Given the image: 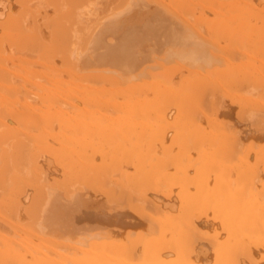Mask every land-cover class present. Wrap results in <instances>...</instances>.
<instances>
[{
  "label": "rangeland",
  "instance_id": "374dc122",
  "mask_svg": "<svg viewBox=\"0 0 264 264\" xmlns=\"http://www.w3.org/2000/svg\"><path fill=\"white\" fill-rule=\"evenodd\" d=\"M46 1H49V2H46ZM46 1L45 0H36V1H33V0L18 1L17 0L15 1L18 3L13 2V0L3 1L6 4L0 1V7H3V6L6 7L8 5L6 7L8 10H6V8L4 7L1 8L2 11H7V12L0 11V17H1L0 19L1 21L4 22V23L3 22L0 23V33L1 32L4 33L3 35L0 34V41L1 40L3 41L4 39L7 40V38L9 39L8 41H11V40L14 41V44L13 42H11L12 43L11 46L8 45V42H6V44H2V42H0V55L3 54V56L0 57V61L2 63L5 62V64L3 63V65L0 62V69L3 68V71H1L2 69L0 70V73H1L0 77L2 81V82L0 81V87L1 85H4V86L6 85L5 86L6 88L1 87L2 90L0 89V91H2V93L0 92V94L3 97L2 99L5 100L4 103H3V100H1L0 102L1 104L0 105V131H2L0 132V142L1 143L3 142L2 144H0V151L3 149L0 152V155H1L0 168L3 163L1 162L2 157L4 159L5 154H8L6 155L7 156L6 158L8 159L5 158L6 161L4 160V163L6 164L9 163V166L11 168V170L9 171L10 168L7 167L8 169L7 170L5 169L6 166L3 165L5 166V168L2 166L3 169H5V171H3V173L5 172V174L1 172V175H0V179L2 178L3 175H5L3 176V178L5 177L6 179V180L4 179L0 180V201H1L0 202V205H1L0 206L1 208L0 209V239H1L0 243L5 242V243H2L4 244L5 247L2 244H0V251L2 249L3 250L1 252L5 251L3 253L0 252V264H11V263L12 264L13 263L14 264L15 263L16 264H22V263L23 264H33L34 261L35 263L37 262L36 264H41L43 260L47 264L48 263L49 264L51 263L52 264H81L82 263L81 261H84L83 263L86 262V264L88 263L93 264V262L94 264H107V263L108 264H118L119 261L120 262L123 261L122 262L123 264H127V263L128 264H161V263L162 264H165V263L174 264L176 260H177V264L181 262H184L181 264H219L221 261L223 262L221 263L224 264L225 261L228 263L231 257L232 259L229 261V264H236V263L238 264V262L234 261L236 259V255L238 256V254H239L238 257L242 259V261H240V264H242V262L243 264H248V263L255 264L254 262L252 263V261L251 262L248 261L247 263L246 262L247 260L244 259V257L245 256L253 257L256 255L257 256L253 257L252 259L259 261V259L261 258L260 263L256 261V264H264V259H262L264 258V256L261 257L259 254V253H262V254L264 253L263 252L264 251V242H263L264 237H262L264 235H259L260 234L259 231H263L261 232V234L264 233V226H263L264 210H262L264 209V0H118V1L117 0H93V1L90 0L92 1L90 3H89V0H82V1L73 0L77 2L76 4H78V2L80 3V6L79 4L78 6H76L77 9L74 7L76 9L75 11L73 10V6H75L74 5L75 2L73 3V6H71V9H69L70 3L68 2L70 1L66 0V2L68 1L67 2L68 10H67L66 8L67 6L65 5L66 2L63 3L62 0H59L60 3L56 0H53L54 2L51 0V3H50V0H46ZM113 1L115 2L120 1V2L118 4L116 3L118 5V6L116 5V8L115 6H113L114 10L112 8H111L112 10L108 9L112 7L110 6V4L111 5L112 3L115 4ZM7 2H9L10 5ZM54 3H59L60 9L59 11H57V13L55 12L53 15L54 10H56L55 9L56 6ZM36 4L37 6H35ZM63 4L65 5L64 7L66 8V10L64 9ZM96 4L98 5L96 6ZM230 4L234 6L232 7V5L230 6ZM49 5L51 7H49ZM90 5L92 6V8L90 7ZM34 6L37 7L36 9L34 8L35 10L33 9ZM47 6L48 8H46ZM87 6L90 8H88ZM10 7H11L10 11H12L13 13L9 11ZM21 7H23V9L25 8L27 9L21 11L22 9ZM19 9H20V12H19ZM147 10L151 11V13L154 10L156 13V10H157L158 15H162L164 16V18L166 16V19L168 17L169 18L168 22L170 23L171 21L172 28H174L173 25L176 23L177 24L176 27H178L177 29L182 30V31L188 30L186 35L188 36V33H189L191 37H193L195 40H193V38H190L188 36L187 38L192 42H189V43L187 42L184 48L188 47L187 45L188 44L190 45L191 43L192 44L191 50L189 48L190 46L188 47L189 48L188 50L187 48L184 49L182 47V49L185 51L183 52L181 48H178L179 44L175 42L173 38H172V41L174 43L172 41L169 43V40H168V43L167 42L165 43V41L163 42V40H160L162 41L161 44L157 43L158 40L156 39L155 42L157 45L155 44L154 41H152L153 39L151 40L148 39L151 41V42L148 41L149 43L146 41L149 44L147 45L151 46L149 49H152V46H153L154 48L156 47L155 49L158 48L161 50L163 46H166V50H165L166 52L164 53L165 47H163L161 51L157 49L158 51L157 50H156L157 52L155 51L156 55L153 57L150 55L151 53H144L146 51L144 49H141L142 51L144 50L142 54L141 50L138 48L140 47L139 45L138 46L134 45L136 46L134 48L132 47L134 49L132 50L133 52H130L128 54V56H132L131 59H134L133 56L137 57L135 59H138V57L139 56L141 57V54H142L141 58L145 59L143 60L144 62L147 60L149 61V58H150L149 55L151 56L149 65L147 62H145L148 65V67L145 64L146 67L143 68L141 67L143 62L140 63V67L143 70L141 71L139 70V72L142 73L145 69H147L146 72H149L148 74H146L145 71L143 72V74L145 73V75L147 76L145 77V75H142L141 77H143L144 79L142 78L141 80H139L140 77L138 78L137 76L138 75L137 73H139L138 70H136L137 75H133V77L131 78L132 74H134L135 72L134 71L135 68L133 67V64L135 65L138 61L134 60V62L135 61L136 62L132 64L130 62L125 61L126 57L124 59L122 58L123 56H126V54L122 56L121 52L119 55H121L122 58L118 60L119 57L115 56V58L117 57L118 61L116 59L115 61H113V62L117 61L116 62L117 65L116 63L114 64L112 62L114 64L113 66L108 64L111 66V68L110 66L107 67L108 66L107 64H104L105 70L101 69L103 68V62L105 63L106 61H103V59L102 60L99 59V63L96 62L98 58L94 59L96 58V56L93 52L94 45L92 44L93 43L95 44L97 39L100 36H103L104 38V39L102 38L104 41L103 45H106L105 50L110 49L109 56H112L115 53H119L117 51L116 46L119 45L118 47H121L120 45L126 42V41L123 42L124 39L120 40V37H122L121 35H124L122 31H125L124 33L126 34V31H127L126 29L130 26V25H127L128 21L131 22L132 18L134 20L135 19L137 20L135 22L132 20L133 22L129 23V24L134 25L132 29L134 28L136 29L137 28L135 27L136 25L145 26L146 24H144L145 23L144 21L146 20L144 19L146 18L145 15L148 14ZM16 12H19V13L17 14ZM72 12H75V13L72 14ZM1 13H4L5 16L9 15L12 18L14 17V19L19 16L18 17L19 19L16 18V20L13 19L11 21L12 18L10 19V17L7 16V20H6V18L3 17V14ZM71 14L73 15V18L70 16ZM21 15H23L22 18H21ZM24 16H26V18ZM69 16L73 20L69 18L70 20L68 21L66 17H69ZM129 16L131 17V19ZM62 17L63 18L65 17L66 19L62 20ZM75 17L76 19H74ZM96 18L99 19L97 23L95 20ZM217 18H219L220 20H217ZM59 19H61V21ZM142 19L144 23L142 22L143 24L141 25V23L139 24V22L142 21ZM37 20H39V22L41 20V22L37 24L36 23ZM215 20H217V22H213ZM49 21L50 22L52 21L51 26L53 27L50 26ZM73 21L75 22V24L72 23ZM61 22L62 24H60ZM124 22H126L127 24ZM168 22H166L165 20L166 25L169 24ZM63 23L65 24V26ZM114 23H118V24L120 23L121 26H123V24L124 25L126 24L125 28L124 26L120 27V24L118 26L117 24H115L118 27V30H120V32H117L118 30L114 32L115 34L118 33V35H120L118 37L116 35H115L116 37L113 36L112 35L113 29L112 30L110 29V27ZM134 23L135 24L137 23V24L135 25ZM12 24L14 26H12ZM15 24L18 25L16 26V28H15ZM53 24H55L56 26ZM58 24L60 28H58ZM235 24H237V26ZM60 25H63V26H60ZM71 25L73 26L74 30H72L73 28L71 29ZM115 25H113V28L115 27ZM22 26L24 27L25 31L30 32V34L24 33L22 31V28H23ZM47 26L50 29L53 28V30L51 29V34H50V30L45 31V29H47ZM95 26H98V27H95ZM180 26L183 28L181 29ZM238 26L240 27V29L238 28ZM250 26H251V29L253 27V30H250ZM18 27L20 28L22 27V28L20 29ZM61 27L63 28L64 31L69 30L68 28H70L72 30V34L71 32H69L70 31L69 30V31H66V33L62 32L64 34L60 33L62 34L60 37L59 32L63 31ZM81 27H83L82 31H80ZM89 27H91V29L95 27L94 32L91 31L90 33ZM233 27L237 30L236 31L235 29L233 30ZM28 28L29 30H27ZM75 28H78L79 31L77 32ZM84 29H86L85 32H84ZM109 29L111 32H108ZM132 29L130 30V32L129 31L127 32L132 33L131 32ZM13 30H14L13 33H9V31L12 32ZM53 31L56 34H54ZM31 32H35V33H31ZM138 32H140V30ZM19 33H22L20 34V38H18ZM68 33L70 34L68 35ZM82 33H83V36H82ZM88 33H89V37H88ZM129 33L127 34L129 35ZM14 34L15 36L16 35L17 36L14 37ZM52 34L56 36H53ZM21 35L26 40L23 39L25 42L20 41L19 43V40H22ZM31 35H34L33 37L34 39L32 38ZM70 35H72V37ZM128 35L126 36L127 38H129ZM135 36L133 38L135 40L140 39V37L141 39L143 38L142 32H140L139 38L136 39ZM27 37L28 38L31 37V38L27 39ZM126 37L125 39H127ZM65 38L67 39L65 40ZM80 38H82L81 42H80ZM37 39L39 40L37 41ZM47 39H50V40L53 39L57 41L52 42L53 41L52 40L51 42H49V40L46 41ZM59 40H60V43L58 42ZM68 40L70 42L73 40L74 43L72 41L71 45H69L70 42ZM117 40L119 41V43L116 42ZM130 40L131 38L129 39V41ZM31 41H34V42L31 44L30 43ZM62 41H63V44H61ZM103 41L99 43L101 44L103 43ZM55 42H58L59 44ZM195 42H198V44ZM42 43L45 44V46H43ZM66 43H68V46L66 45ZM97 43L96 45H98ZM150 43L154 45H150ZM194 43H195V48L198 50L199 53L195 51V48L193 46ZM50 44L52 45L51 48H50ZM172 44L177 45V47L173 45L175 46L174 47V50L176 51V53L174 52L175 55L173 53H170L171 50H173V48H168V46L172 47ZM60 45H63V46H60ZM148 46H146L147 49H148ZM17 47L19 49L16 50ZM62 47L63 48L65 47L66 49H68V51L67 50L65 51V49H63ZM103 47L104 46H102V48ZM197 47L198 48L201 47V48L198 49ZM23 48H24V51H23ZM59 48H61V50H63L64 52H62ZM2 49L4 51H2ZM57 49H59L60 51L59 52L56 51ZM71 49H72V52L69 53L68 55V52H70ZM75 49H77L78 51L77 50L75 51ZM176 49L180 50L181 53H178ZM19 50L20 51L22 50V51L20 52ZM136 50L140 51V53H137ZM167 50H170V51L167 53ZM199 50L201 51V53ZM8 51L11 53L12 55L11 57ZM51 51H53V53L54 52H58V53L54 54L55 56L54 57L51 55ZM202 51H204V53ZM1 52H4V53H1ZM110 52L112 53V55H110ZM187 52L189 54L188 57H187L188 55ZM107 53L108 52H106V54ZM157 53L158 54L160 53L161 55L157 56ZM182 53L183 54L186 53V56L182 55ZM88 54H91V55H88ZM205 54H206V57L209 55V57H207L206 59L208 61L203 60L205 59ZM152 55H154V51H152ZM183 56H185V59ZM210 56H212L213 58L212 60H215V61L212 62V65L210 66L208 65L209 67H207V62H209L210 60L208 58H211ZM5 57L8 59H6ZM61 57L65 58L68 64H70V66L68 65L67 67V63L65 62H63L64 63L63 64L60 61V59L63 60ZM69 57L71 58L73 57V58L70 60ZM147 57L149 58L147 59ZM180 57L183 60H180L181 59ZM129 59L130 58L128 57L127 60ZM191 60H194L197 62L200 61V63L197 66L195 65L196 67L194 68L193 66H190V65H194L197 62H193ZM202 60L204 61L203 64H201ZM71 61L73 62V64ZM100 61H102V67L99 65L101 64ZM121 61L124 62L123 65ZM137 64L136 65L139 66V63ZM209 64H211V62ZM160 65H161V68L158 67ZM201 65H203V68L201 67ZM12 66L14 68H11V69L14 72L10 71L11 69L9 67H12ZM205 67L207 69H205ZM129 68L131 69V71ZM157 68H159L158 71H156ZM125 69L127 71H125ZM152 69L153 71H156V72L152 73L151 72ZM4 70H8V71L4 72ZM94 70H96L97 72ZM106 70H109V71H106ZM76 71L78 72L76 73ZM101 71L103 73L105 72V74H102ZM6 72L7 74L4 75V73ZM92 72H95V73H92ZM7 75L10 77H8ZM149 75L151 77L153 76V78L150 79ZM128 76L130 77L128 78ZM6 77H8V80ZM4 78H6L5 81H4ZM133 79L136 80L137 83ZM43 89H46V90H43ZM86 89H91V90H88L89 91L88 92ZM5 91H6V94H5ZM48 92H49V95H47ZM95 92H96V95H95ZM8 94L9 95L11 94V96H9ZM1 95H0V98H1ZM50 95L52 96L49 97ZM22 96L24 97L22 98ZM127 96L129 99L127 98ZM25 97H27V99ZM137 97H139L138 100H137ZM29 99L31 100V102ZM43 99L44 101L46 100L47 101L44 103ZM176 99L178 100L176 101ZM7 100H9V102ZM128 100L129 101L131 100L130 103ZM132 100L133 102L134 100L136 101L132 103ZM178 102L180 104H178ZM54 103L56 105H54ZM68 103H71L72 106L71 104H68ZM140 103L142 105L140 106L139 111L142 110V112H139L140 113L139 114L137 113L138 110L135 107H138ZM29 104L31 105V107ZM132 104L133 105L135 104V105L132 106ZM144 104L147 106H145ZM6 106L8 107V109H6L7 108ZM66 106H70L71 109L73 108L72 111L70 107L66 108ZM142 106H144L145 108L141 109ZM184 106H185L186 112L183 110ZM33 107L35 109H33ZM193 107H194V111L192 112ZM46 108L49 109V118H46L47 120L43 119L44 117H47L46 112H44V109ZM51 108L53 109L55 108V110L59 109L57 110V114L59 116ZM119 108H121L120 110L122 111L121 113L119 111ZM188 108H190L191 110H189ZM21 109H24V110H21ZM36 109L39 110L40 112L38 111V113H36L35 111ZM48 109H46L45 111H48ZM19 110L23 111L24 113ZM165 110H167V112ZM26 111L28 113L27 116H31V119L35 117V121L33 120L34 118L32 120L27 119L28 120V124H27V122L23 121L25 120L24 117L22 120L21 116H23V114L24 115L27 114ZM33 111H35L36 114ZM51 111L55 113L56 116H58V119L55 118V121L52 120V117L50 116ZM143 111L145 112L144 115H143L144 113ZM191 112H192V115H191ZM31 114L32 115L35 114V116H32ZM44 114L46 116L42 117L41 119L40 115L42 116ZM61 114L63 115L62 118L66 116L65 118L66 121H63L64 118L63 119L61 118L62 124L60 125L59 124L60 121H57V120L60 119L59 117H61ZM167 116H168V119H167ZM19 117H20V121H19ZM38 117H39V119L37 120L38 124L36 125L35 123ZM120 117L121 118L124 117L123 120L127 119L125 120L126 123H129V121H132L134 125H132V123H129V124L132 125V127H134L135 130L132 128L128 130L130 127H127V125L125 124H124L125 128H123V125L120 128L119 125L122 124V122L118 123L119 120L120 121L122 120V119H119ZM154 118H156L158 122L154 120ZM160 118L169 120L168 122L172 121L175 124V127H173L174 126L173 123H170L173 127L172 128L171 125L167 123L170 125V127L166 126L167 124H165L164 126L168 128L164 127L165 131L162 130L159 133L157 132L158 133L157 137L160 134L162 135V133H164V135L167 133L166 134L167 138L164 137L167 139V140L165 139L166 142H164V144L162 142L163 137L161 135H160L161 137L155 138L156 135L154 136L155 134V132H153L154 129L152 130L153 132L152 134L148 133L151 136V137L149 136L151 140L150 138L147 137L148 134L144 132L145 131L144 129H146V132L148 131L147 128H144V125L146 126V123L148 125L150 123V126H153V127L156 126L158 130ZM40 119L42 121L46 120L47 123L46 121H44V124H43V122L40 121ZM115 119H119L116 122L117 123L116 127H115V124H113L115 123L114 122ZM151 119L152 121H150ZM94 120H95L94 124L95 125L98 124L97 125L98 127H95V125H93L92 121ZM110 120L112 121L110 122ZM191 120L193 122L195 121L197 125L195 124V122L194 123L190 122ZM70 121H71V124H69L70 125V129H69V126L65 122H70ZM63 122L64 124L67 125L66 130H65V126L64 127L62 126ZM98 122L104 125L105 123L106 125L107 124L109 125L110 123L111 127H108L107 125V128H105L106 127L105 125L104 127L105 130L103 128V131H102L100 130L102 128L100 127V124ZM54 123L57 125H55ZM136 123L137 125L135 128ZM138 123H142V125L141 124L139 125ZM178 123L179 125L181 124L182 126L180 125L181 126L180 127ZM15 124H18V125H15ZM84 124L85 125L87 124L86 126L88 127V129H85L86 126ZM160 124L162 126L163 122L162 123L160 122ZM191 124H192V128L190 126ZM47 125L50 126L49 127L50 129H47L48 127ZM82 125L83 127H81ZM4 126L9 127L8 131ZM52 126H53V129H52ZM138 126H142L144 129ZM150 126L148 127L150 128ZM77 127L79 128L78 129L79 132L76 130ZM182 127H185L186 130L182 131L183 129H185V128L182 129ZM61 128L62 130H60ZM139 128L140 130L138 131ZM141 128L143 129L142 133H141ZM169 128H172V129H169ZM83 129H85L86 131H83ZM98 129L100 131H97ZM123 129H127V130H123ZM67 130L69 131L68 133H67ZM80 130L83 131L84 134L83 132L81 133ZM87 130L89 131V133ZM172 130L174 131L172 132ZM186 131H189L190 133L188 132V135H187ZM133 132H134L133 134L134 136L132 135L131 137L130 133H133ZM177 132H179L178 135L176 134ZM7 133L9 134V138L12 135H14L11 137L12 139L8 138ZM87 133L90 135H88ZM121 134L123 135L126 134L124 136L126 138L123 139V137H121L122 136ZM127 134H129V136ZM173 134H175V136ZM181 134H185L186 136L181 135ZM152 135L154 136L153 139L155 140V142L152 141L153 140ZM52 136H54V138ZM101 136H102V139H100ZM141 136L142 138H144L143 141L145 143L141 141L142 140L140 138ZM117 137L119 139L118 143H120V139H121L122 142H124V144L121 142L120 144L117 143L118 144L117 145L116 144V142L118 141V139H116ZM168 139L171 140L170 141L171 143L167 142ZM174 139L175 141H173ZM245 139L246 141L248 140V142H243V140ZM190 141L192 142L191 144H190ZM13 142L15 146L13 145ZM16 142H18L19 144H17ZM94 142L95 143L99 142V144L100 143L101 144L100 145L98 143L94 144ZM147 142H148V145H147ZM156 142H159V143H156ZM44 143L50 144V145L47 146ZM57 143L59 144V146ZM75 143L77 145H75ZM141 143L143 146L141 145ZM165 143H168V145L169 144H172V145L170 147H164V146H167ZM114 144L117 146L116 148L113 146ZM132 144L134 146H132ZM176 144L179 145L178 149H176L177 147ZM95 145L97 148H95ZM146 145L148 148L146 147ZM158 145L159 147L162 146L163 149L160 150V148H158ZM173 145L176 146V147H173L174 150L176 151L171 150ZM12 146L13 148L16 147L19 150H16L15 148V150H12L11 152V149H13ZM50 146L54 148H52L51 150ZM84 146L86 147V149L84 148ZM136 146H139L137 147L138 149H135ZM140 146L141 148L144 147L146 150L144 148H142L141 150ZM37 147H40V149ZM41 147L43 149H46V148L47 149L43 150L41 149ZM69 147L72 150L74 149L73 150L74 153L72 152L71 149H69ZM133 147H135L134 151H133ZM188 147H189V150H187ZM87 148L89 149V152ZM20 149H23L21 150L22 151L21 154H20L21 152ZM65 149L66 150L68 149V151L66 152ZM59 150H60V153L58 154ZM83 150H84V153H83ZM120 150L122 152H120ZM14 151L16 152L19 151L18 155H16L17 153ZM164 151H166L167 153ZM168 151L171 152V154H169ZM220 151H221V154H220ZM3 152L5 153L3 154ZM55 152L58 156L55 154ZM61 152H63V154L64 153L66 154L63 156V158H60V156H62ZM110 152H112L113 155H110L111 154ZM141 152H142V156H140ZM11 153L13 154L15 153L16 156ZM25 153L27 156L25 155ZM30 153L36 159L35 158L32 159V155H29ZM76 154H77V157H76ZM35 155H38V156H35ZM101 155L104 160L101 159L102 158ZM24 156L26 157V160ZM109 156L112 158H110ZM185 156H187L189 159H186ZM17 157H20L21 158L20 160L22 161L21 162L18 161L19 158ZM55 157H58V158L55 159ZM181 157L182 159H180ZM59 158L61 162L59 161ZM64 158H66V160ZM15 159L16 161H14ZM76 159L79 160L80 162L77 161ZM167 159L169 162L167 161ZM7 160L9 162H7ZM29 160L31 161L30 162L31 165L29 163ZM186 160L189 162V164L187 163ZM64 161L66 162L64 163ZM95 161L96 162L99 161V162L96 163ZM16 162L17 163L20 162V166H19V163L17 164ZM81 162L83 164H86L87 167L85 168V165H83ZM94 162L96 163L95 166H94ZM100 162H104V163L101 164ZM167 163L169 164L167 165ZM170 163L174 164L175 166ZM177 163L179 166L178 168L176 166ZM14 165H15V168H14ZM34 165L36 167H34ZM91 165L94 168L91 167ZM32 166H33V169L35 168L34 173H33V169L32 171H30L31 170L30 168ZM242 166L244 169L241 168ZM21 169L22 171H20ZM144 169H146V171ZM6 170L9 173H7ZM35 170H38L37 171L38 173ZM141 171H142V174H141ZM240 172H242V174ZM13 175L14 177H12ZM17 175H20L21 177L18 176L19 177L18 179V177H16ZM39 175H40V178H39ZM185 176H187V178ZM78 177H79V180H78ZM138 177L139 178L142 177V179H139ZM192 177L194 180L192 179ZM22 178H23V181H21ZM37 178L39 181L37 180ZM26 179H28L29 181ZM71 179H73L72 182H71ZM94 179L97 182H95ZM88 180L91 181L89 186L86 183V181ZM102 180H104L105 183ZM2 181H4L5 183H2ZM15 181L16 183L18 182L19 184L18 183L16 184ZM24 181L25 183H22ZM58 181L60 182V184ZM64 182L65 184H63ZM77 182H79L80 185L79 184L77 185ZM131 182H134V183H131ZM91 184H93V186H90ZM14 185L16 187H18L17 185H20L23 190L26 189V187L27 189L22 191V189L19 186L16 190V187ZM28 185L29 186L32 185V186L29 187ZM34 185H37L35 189L33 188ZM75 185L78 187V189L76 188ZM1 187L2 188L4 187L5 190L2 189ZM36 189L37 191H34ZM64 189L66 190V192L64 191ZM96 189L100 192H98ZM13 191L16 193H20L19 194L20 197L18 196V194L16 195ZM109 191L110 193H108ZM11 192H13L14 195L11 194ZM30 192L32 193V195ZM119 192L122 193V195L125 197L124 200H123V196H121L122 199H120L121 194ZM66 194L68 197H66ZM109 194H111V196ZM189 194L191 198H189L190 197L188 196ZM196 194H197V197H195ZM213 195L217 196L216 197L217 199H215V197L212 198ZM105 196L106 197L108 196L109 198H106ZM118 197L119 199H117ZM126 198L127 199L129 198V200H126ZM16 200H18L19 202ZM56 200H57V203H56ZM125 200L128 202V204L125 203L126 202ZM181 200L182 201L184 200L185 202H182ZM190 200L191 201L193 200V201L191 202ZM15 201L17 203L16 204L17 206L14 204ZM27 201H29V203ZM58 202L60 205H58ZM188 202H191L189 204H192L191 205L192 207L188 204ZM2 203L6 207L8 205L9 208L7 207L3 209ZM8 203H10L11 205L9 206ZM32 203H33V206H32ZM104 204L106 206H104ZM193 204H196V205H193ZM12 205H13L12 208L14 209V211L12 208H10ZM21 205L22 206L24 205V206L22 207ZM52 205H54V207ZM55 205H56V208H55ZM86 205H88V207ZM117 205L119 206L117 207ZM219 205H221V207ZM35 206H38V207L35 208ZM47 206L48 208H46ZM64 206L66 207V211L64 209ZM128 206L132 209V211H130L131 209H129ZM50 207H52L53 209H51ZM8 209L10 211H8ZM235 210H238V211H235ZM48 211H51V212L54 211L52 214L56 213L57 211L59 214L57 213L58 215L56 214L57 216H55V214L51 215V212H49L50 214L47 213L48 214L47 215L45 212H48ZM133 212H135L136 215ZM234 212H237V213H234ZM245 213L247 214V216ZM249 214L252 216L250 217ZM49 215H51L52 217ZM233 216L234 218L239 216V219L237 218L238 220H235L234 222ZM248 216L251 219L248 218ZM51 218H54V219L52 220ZM232 221L234 223H236L237 221L238 222L236 223V225L234 223L233 225H231ZM260 221L261 223L263 222L262 225L259 223ZM115 222L117 223V225L114 224ZM245 223H247L248 225H246ZM123 224L125 225V229H124ZM255 224L260 226L259 230L258 228L254 226ZM119 225L122 227H120ZM167 225L169 227H167ZM181 225H184L186 227H183ZM233 226H236L235 228L237 229H234ZM133 228H136V229L133 230ZM2 231L3 232L5 231L7 233L5 232L2 233ZM177 233L179 234L178 238H177ZM242 234L246 236H242ZM233 235L235 237H233ZM142 238H143V241H142ZM191 238L195 239L194 242ZM251 239H253V241H250ZM210 240L212 241V243ZM139 241H140V245H137V243L139 244ZM234 241H236L235 244H234ZM245 241H246V245H243ZM115 242L117 243L119 242V243L115 244ZM207 242H208V245H207ZM193 243L196 245V248H195V245L193 247ZM6 244L8 245L10 244V245L7 246ZM157 244H159V246H157ZM185 245H188V246H185ZM226 245L228 248H230L229 250L227 247L224 248ZM214 246H218L217 249ZM248 247L253 249L254 252L252 250H249ZM6 248L8 250H6ZM11 248H13V251ZM255 248H258V249H255ZM113 249L115 250L114 254H113ZM192 249L195 250L196 252L195 254L193 253L194 251ZM26 251H28L32 255V257L28 252L26 253ZM152 251L154 252L152 253ZM191 251H193L192 253L194 255L191 254ZM22 252L25 254H22ZM185 252L186 253L189 252L188 254L189 255L191 254L193 260L188 254L186 256ZM197 252H198L199 257H196ZM17 253H18V256H17ZM242 253L245 255L244 257ZM11 254L13 255L16 254V255L15 257H13ZM222 255H224L225 258ZM8 256L9 258H7ZM158 256L160 257V259ZM185 256L186 257L189 256L191 261L188 260V258H186ZM234 256H235V259H234ZM259 256L260 258H258ZM12 258L13 259L15 258L13 262H12ZM156 258H158L159 260ZM163 258L165 259V261L163 260ZM213 258L216 261L211 260ZM222 258H224V260H220ZM45 259L48 260V262H46ZM120 259H122V261ZM130 259H132L133 262L134 261L135 262L132 263L131 262L132 260L130 261ZM172 259H174L173 262H171ZM90 260L92 261L90 262ZM157 260L159 261L158 263H157ZM44 262L43 264H45Z\"/></svg>",
  "mask_w": 264,
  "mask_h": 264
},
{
  "label": "bare ground",
  "instance_id": "6f19581e",
  "mask_svg": "<svg viewBox=\"0 0 264 264\" xmlns=\"http://www.w3.org/2000/svg\"><path fill=\"white\" fill-rule=\"evenodd\" d=\"M0 1L3 2V1H5V0H3V1L0 0ZM11 1H12V0H11ZM15 1H17V0H13V2H15ZM18 1H20V0H18ZM33 1H36V0H33ZM45 1H46V0H45ZM52 1H53V0H52ZM56 1H58V2L60 3L59 0H56ZM62 1H63V3L66 2V0H65V1L62 0ZM69 1H70V2H68V1H67V2L70 3V5H69V6H70L69 9H71V6H73V3H74L75 1H73V0H69ZM71 1H72V2H71ZM79 1H80V0H79ZM81 1H82V0H81ZM92 1H93V0H92ZM92 1L89 0V3L92 2ZM117 1H118V0H117ZM30 2H32V1H30ZM46 2H49V1H46ZM53 2H54V1H53ZM67 2L65 3L66 6H67V4H68ZM113 2H114L115 4H113V3H112V5L110 4V6H112V7L109 6L110 8H108V9H111V8L113 9V6H115V8H116V5H117L120 1H119V2H115V1H113ZM3 3H5V2H3ZM7 3H9V2H7ZM15 3H18V2H15ZM19 3H21V2H19ZM22 3H23V1H22ZM50 3H51V0H50ZM59 3H54L55 6H56V8H55V6H54V8H55L56 10H54L53 15H54L55 12L57 13V11H59V9H60V7H59L60 4H59ZM76 3H77V2H75V3H74L75 6H73V10H74V11L77 9L76 6H78V4H79V6H80V3H79V2H78V4H76ZM116 3H117V4H116ZM1 4H2V3H1ZM5 4H6V3H5ZM12 4H13V3H12ZM56 4H58V5H56ZM233 4H235V3H233ZM237 4H238V3H237ZM242 4H243V3H242ZM9 5H10V3H9ZM19 5H21V4H19ZM46 5H47V3H46ZM52 5H53V3H52ZM65 5L63 4V7H64ZM97 5H98V4H96V6H97ZM231 5H232V4H230V6H231ZM5 6H6V5H5ZM7 6H8V5H7ZM7 6H6V7H7ZM22 6H23V5H22ZM35 6H37V4H36ZM35 6L33 7V9H34V8H35V9L37 8V7H35ZM40 6H41V5H40ZM57 6H58V7H57ZM83 6H84V5H83ZM117 6H118V5H117ZM226 6H227V4H226ZM228 6H229V5H228ZM233 6H234V5H232V7H233ZM237 6H238V5H237ZM3 7H4V6H3ZM3 7H0V11H2L1 8H3ZM6 7H4V8H6ZM16 7H17V6H16ZM24 7H25V6H24ZM49 7H51V6L49 5ZM74 7H75L76 9H75ZM87 7H88V6H87ZM90 7L92 8L91 5H90ZM90 7H88V8H90ZM21 8H22V9H21ZM21 8H20L21 11L27 9V8L23 9V7H21ZM46 8H48V6H47ZM57 8H58V10H57ZM66 8H67V10H68V6H67ZM66 8L64 7L65 10H66ZM226 8H227V7H226ZM226 8H225V9H226ZM228 8H229V7H228ZM10 9H11V7L9 8V11H10ZM17 9H18V8H17ZM20 9H19V12H20ZM35 9H34V10H35ZM112 9H111V10H112ZM231 9H232V8H231ZM242 9H243V8H242ZM3 10H5V9H3ZM6 10H8V9L6 8ZM34 10H33V11H34ZM42 10H43V9H42ZM89 10H90V9H89ZM113 10H114V9H113ZM228 10H229V9H228ZM63 11H64V10H63ZM2 12H7V11H2ZM10 12L13 13L12 11H10ZM19 12H16V13L18 14ZM236 12H237V11H236ZM11 13H10V15H11ZM31 13H32V12H31ZM73 13H75V12H72V14H73ZM147 13H148V14L145 15L146 18L144 17V18H145L144 20H146V21H144L145 23L143 22V19H142V21L139 22V24L141 23V25H142L143 23L146 24L145 26L143 25L144 27H143V26H138V25H136L138 22H137L136 24L134 23V24L136 25L135 27L138 28V29H137V28H136V29L134 28V29L137 30V31H135L134 29H132L134 25L129 24V23H131V22H133V21H134V22L137 21L136 19L134 20V19L132 18L133 21H132V20H131V22L128 21V24H127L126 22H124V23H126L127 25H130L128 28L131 27L130 29L127 28L126 30L130 32V30L132 29V31H131L132 33H129V32L126 31V34H125V33H124L125 31H122V33H123L124 35H121L122 37H120V40H123V39H124L123 42H124V41H126V42L123 43L122 45H120L121 47H118L119 45L116 46L117 51H118L119 53H115L114 55H112V53L110 52V55H112L113 58H112V56H109V50H110V49H109V50H108V49L105 50V48H106L105 46H106V45H103V44H104V41H103L104 38H103V36L98 35V36H100V37L97 39V41L95 40L96 43L98 42V43H97L98 45H96V43H95V44L93 43L92 45H94V50H93V52H94V54H95V56H96V58H94V59H97V58H98L96 62L99 63V59H101V60L103 59V61H106L105 63L103 62V68H101V69L105 70V69H104V64H107V65L110 64L111 66H113V65H114L119 59L122 58V56H123L124 54H126V56H123L122 59H124V58L126 57V58H125V61L130 62L131 64L136 62V61L134 62V60H137V61H138L137 63H139V66H137V65H138L137 63H136L137 65H136V64H135V65L133 64V67L135 68V70H134L135 72L132 70V71L134 72V74H132L131 78L133 77V75H137V74H138L137 76H138V78L140 77L139 80H141V79L143 78V77H141V76H142V75H145V73L148 74L149 72H146L147 69H145V70H144L145 73L143 74L144 71H143L142 73H140L139 70H140V71L143 70L141 67H143V68L146 67V66H145V64H146L145 62H147L148 65H149V61H150L151 56L154 57V56L156 55L155 51L158 49V48L155 49L156 47L154 48L153 46H152V49H149L151 46H148V45H149L148 43L151 42V41H150L151 39H153L152 41H154V42H155V40L157 39V40L159 41V42L157 41V43H160V44H161L162 41H160V40H163V42L165 41V43H166V42L168 43V40H169V43H170V42L172 41V38H173V40L179 44L178 48H181V50H182L183 52H185V51L182 49V47L184 48V47L186 46L187 42H188V43H189V42H192V41H190L187 37L189 36L190 38H193V37H191V35H190L189 33H188V36L186 35L188 30H186V31H182V30L177 29L178 27H176V25H177L176 23L173 25L174 28H172V23H171V21H170V23L168 22V21H169V18L167 17V19H168V20H167V19H166V16H165V18H164V16H162V15H158V14H157V10H156V13H155V10L152 11V13H151V11H148V10H147ZM242 13H243V12H242ZM1 14H3V17H5L6 20H7V16H9V15H6V16H5L4 13H1ZM20 14H22V13H20ZM23 14H24V13H23ZM72 14H71L70 16L73 18V15H72ZM80 14H81V13H80ZM94 14H95V13H94ZM138 14H139V13H138ZM15 15H16V14H15ZM33 15H34V14H33ZM45 15H46V14H45ZM81 15H82V14H81ZM22 16H23V15H21V18H22ZM26 16H28V15H26ZM26 16H24V17L26 18ZM37 16H38V15H37ZM39 16H40V15H39ZM42 16H43V15H42ZM42 16H41V17H42ZM56 16H57V14H56ZM56 16H55V17H56ZM59 16H60V15H59ZM70 16H69V17H66V18L68 19V21L71 19ZM9 17H10V16H9ZM18 17H19V16H18ZM18 17H16V18H18ZM24 17H23V19H24ZM29 17H30V16H29ZM32 17H33V16H32ZM44 17H45V16H44ZM55 17H54V18H55ZM77 17H78V16H77ZM93 17H94V16H93ZM129 17H130V16H129ZM0 18H1V17H0ZM11 18H12V17H10V19H11ZM16 18L14 19V17H13V18L11 19V21H12L13 19L16 20ZM21 18H20V19H21ZM34 18H35V17H34ZM37 18H38V17H37ZM42 18H43V17H42ZM54 18H53V19H54ZM66 18H65V17L63 18V17H62V20L66 19ZM69 18H70V19H69ZM97 18H98V17H97ZM97 18L95 19V20H96V23H97L98 20H99V19H97ZM141 18H142V17H141ZM10 19H9V21H10ZM18 19H19V18H18ZM35 19H36V18H35ZM74 19H76V17H75ZM123 19H124V18H123ZM130 19H131V17H130ZM139 19H140V18H139ZM139 19H138V20H139ZM147 19H148V20H147ZM21 20H22V19H21ZM50 20H51V19H50ZM54 20H55V19H54ZM54 20H53V21H54ZM59 20L61 21V19H59ZM71 20H73V19H71ZM127 20H128V19H127ZM127 20H125V21H127ZM165 20H166V22H168L169 24L166 25ZM217 20H220V19L217 18ZM217 20H215V21H213V22H217ZM0 21H1V19H0ZM9 21H8V22H9ZM17 21H18V20H17ZM17 21H15V22H17ZM23 21H24V20H23ZM23 21H22V22H23ZM56 21H57V19H56ZM74 21H75V20H74ZM74 21H73L72 23L75 24L76 21H75V22H74ZM121 21H122V20H121ZM2 22H3V21H1L0 23H2ZM13 22H14V21H13ZM40 22H41V20H40ZM40 22H39V20L36 21L37 24L40 23ZM49 22H50V21H49ZM51 22H52V21H51ZM51 22H50V26H51ZM63 22H64V21H63ZM114 22H115V21H114ZM117 22H118V21H117ZM142 22H143V23H142ZM213 22H212V23H213ZM236 22H237V21H236ZM243 22H244V21H243ZM3 23H4V22H3ZM17 23H19V22H17ZM57 23H58V22H57ZM64 23H65V22H64ZM64 23H63V24H64ZM77 23H78V22H77ZM6 24H7V23H6ZM8 24H9V23H8ZM55 24H56V23H55ZM55 24H53V25H55ZM60 24H62V22H61ZM74 24H73V25H74ZM115 24H117V26H118L120 23H119V24H118V23H114L113 25H115ZM126 24H125V25H126ZM213 24H214V23H213ZM219 24H220V23H219ZM44 25H46V24H44ZM113 25L111 26L112 28L110 27L111 30L113 29V30H112L113 34H112V33H110V34H112L113 36L116 35L117 37L120 36V35H118V33H117V34L114 33L116 30H118V27L115 25V27H116L117 29L114 27V28H115V30H114ZM125 25L123 24L124 28L126 27ZM131 25H132V26H131ZM235 25L237 26V24H235ZM12 26H14V25L12 24ZM12 26H11V28H12ZM16 26H18V25L15 24V28H16ZM48 26H49V25H48ZM48 26H47V29H45V31H47V30L49 31V30H50V34H51V29L53 30V28L50 29ZM55 26H56V25H55ZM60 26H63V25H60ZM64 26H65V24H64ZM92 26H93V25H92ZM123 26H121V24H120V27H123ZM169 26H170V27H169ZM210 26H211V25H210ZM220 26H221V25H220ZM231 26H232V25H231ZM3 27H4V25H3ZM3 27H2V28H3ZM22 27H23V26H22ZM22 27H21V28H22ZM35 27H36V26H35ZM37 27H38V26H37ZM43 27H44V26H43ZM45 27H46V26H45ZM51 27H53V26H51ZM68 27H69V26H68ZM76 27H78V26H76ZM83 27H84V26H83ZM83 27H81V30H80V31H82V28H83ZM95 27H98V26H95ZM95 27H93V29H91V27H89V28H90V33H91V31L94 32V28H95ZM140 27H141V28H140ZM175 27H176V28H175ZM2 28H1V29H2ZM11 28H10V29H11ZM18 28H20V27H18ZM21 28H20V29H21ZM48 28H49V29H48ZM55 28H56V27H55ZM58 28H60V27H59V24H58ZM61 28H62V27H61ZM64 28H65V27H64ZM72 28H73V26L71 25V29H72ZM139 28H140V29H139ZM180 28L182 29L183 27L180 26ZM222 28H223V27H222ZM238 28L240 29L239 26H238ZM6 29H7V28H6ZM6 29H5V30H6ZM20 29H18V30H20ZM33 29H34V28H33ZM68 29H69L70 31H69V30H65V31H64L63 28H62L63 31L59 32V34L62 33V32L66 33V31H69V32H71V34H72V30H74V28H73L72 30H71L70 28H68ZM75 29H76L77 32L79 31L78 28H75ZM77 29H78V30H77ZM110 29H109L108 32H111ZM121 29H122V28H121ZM234 29H235V28L233 27V30H234ZM2 30H3V29H2ZM14 30H15V29H14ZM14 30H13L12 32L9 31V33H13ZM27 30H29V28H28ZM37 30H38V29H37ZM60 30H61V29H60ZM85 30H86V29H84V32H85ZM102 30H103V29H102ZM139 30H140V32H142V34H143V36H142L143 38H142V39H141V37H140V39H137V38H139V36H140V32H138ZM236 30H237V29H235V31H236ZM250 30H253V27H252V29H251V26H250ZM22 31H23L24 33H29V34H30V32L25 31L24 27L22 28ZM30 31H31V30H30ZM56 31H57V30H56ZM134 31H135V32H134ZM20 32H21V31H20ZM35 32H37V31H35ZM35 32H31V33H35ZM53 32H54V31H53ZM106 32H107V30H106ZM117 32H120V30H118ZM184 32H185V33H184ZM224 32H225V31H224ZM228 32H229V31H228ZM64 33H62V34H64ZM80 33H81V32H80ZM102 33H103V32H102ZM102 33H101V34H102ZM127 33H129V35H128ZM137 33H138V34H137ZM226 33H227V32H226ZM252 33H253V32H252ZM0 34L3 35L4 33L1 32ZM15 34H16V33H15ZM15 34H14V37L17 36V35L15 36ZM20 34H22V33H19V37H18V38H20ZM54 34H56V33L54 32ZM57 34H58V33H57ZM62 34H60L59 36L61 37ZM69 34H70V33H68V35H69ZM107 34H108V33H107ZM120 34H121V33H120ZM24 35H26V34H24ZM52 35H53V34H52ZM127 35L129 36V38L126 37ZM130 35H132V36H130ZM135 35H136V36H135ZM185 35H186V36H185ZM12 36H13V35H12ZM27 36H28V34H27ZM31 36H32V38L34 37V35H31ZM38 36H39V35H38ZM53 36H56V35H53ZM66 36H67V35H66ZM70 36L72 37V35H70ZM76 36H77V35H76ZM82 36H83V33H82ZM116 36H115V37H116ZM123 36H125V37L128 39V41H127V39H125V37H123ZM134 36H135V38H136L137 40L133 39ZM24 37H25V36H24ZM36 37H37V36H36ZM67 37H68V36H67ZM85 37H86V36H85ZM88 37H89V33H88ZM149 37H150V38H149ZM154 37H155V39H154ZM165 37H166L167 39H166ZM10 38H11V37H10ZM29 38H31V37H29ZM29 38L27 37V39H29ZM49 38H51V37H49ZM52 38H54V37H52ZM63 38H64V37H63ZM69 38H70V37H69ZM83 38H84V37H83ZM86 38H87V37H86ZM102 38H103V39H102ZM130 38H131V40L129 41ZM158 38H159V39H158ZM161 38H162V39H161ZM185 38H187L189 41H188L187 39H185ZM258 38H259V37H258ZM258 38H257V39H258ZM11 39H12V38H11ZM21 39H22V40H19V43H20V41L23 42L24 40H26V39H24V38L22 37V35H21ZM23 39H24V40H23ZM33 39H34V38H33ZM58 39H59V38H58ZM66 39H67V38H65V40H66ZM72 39H73V38H72ZM99 39H101V40H99ZM148 39H150V40H148ZM164 39H165V40H164ZM8 40H9V39L7 38V40L4 39L3 41L1 40L0 42H2V44H6V42H8V45H10V46H11V44H12L11 42H13V44H14V41H13V40H11V41H8ZM17 40H18V39H17ZM30 40H31V39H30ZM38 40H39V39H37V41H38ZM41 40H42V39H41ZM48 40H49V42H51L53 39H52V40L47 39L46 41H48ZM62 40H63V39H62ZM74 40H75V39H74ZM81 40H82V38H80V42H81ZM118 40H119V39H118ZM118 40H117L116 42L119 43ZM193 40H195V39L193 38ZM28 41H29V40H28ZM28 41H27V42H28ZM46 41H45V42H46ZM54 41H57V40H53L52 42H54ZM63 41H64V40H63ZM63 41L61 42V44H63ZM68 41H69V40H68ZM72 41H73V40H72ZM72 41H71V42H72ZM95 41H94V42H95ZM102 41H103V43L100 44L99 42H102ZM146 41H147V42L149 41V42L147 43ZM261 41H262V40H261ZM9 42H10V43H9ZM24 42H25V41H24ZM33 42H34V41H31L30 43L32 44ZM58 42L60 43V40H59ZM58 42H55V43H58ZM64 42H65V41H64ZM66 42H67V41H66ZM69 42H70V41H69ZM71 42H70L69 45H71ZM85 42H86V41H85ZM85 42H83V43H85ZM92 42H93V41H92ZM121 42H122V41H121ZM121 42H120V44H121ZM172 42H173V41H172ZM43 43H44V41H43ZM43 43H42V44H43ZM55 43H54V44H55ZM59 43H58V44H59ZM73 43H74V41H73ZM105 43H106V42H105ZM173 43H174V42H173ZM195 43L198 44V42H195ZM195 43L193 44L194 48H195ZM21 44H22V43H21ZM58 44H57V45H58ZM64 44H65V43H64ZM80 44H81V43H80ZM147 44H148V45H147ZM155 44H156V42H155ZM163 44H164V43H163ZM29 45H30V44H29ZM48 45H49V43H48ZM66 45L68 46V43H66ZM82 45H83V44H82ZM82 45H80V46H82ZM134 45H136V46L139 45L140 47H138V48H139L140 50H141V49H144V50L147 51V52H146V51L144 52V50H143V51L141 50L142 54H143V52H144V53H151V54H150L151 56L149 55L150 58L147 57V59L149 58V61L146 59L147 61H144V62H143V60H145V59H144V58H143V59L141 58V57H142V54H141V57L138 55V56L140 57L141 60L139 59V57H138V59H139V60H138V59H135V58H137V57H135V56H133L134 59H131L132 56H128V54H129L130 52H133V51H132V50H134L133 48L136 47V46H134ZM150 45H154V44H151V43H150ZM156 45H157V44H156ZM156 45H155V46H156ZM167 45H168V44H167ZM173 45H175V44H172V47H169V46H168V48H173V50H171L170 53H173V54L175 55L176 51L174 50V47H175V46L177 47V45H175V46H173ZM199 45H200V44H199ZM24 46H25V45H24ZM43 46H45V44H43ZM46 46H47V44H46ZM51 46H52V45L50 44V48H51ZM60 46H63V45H60ZM64 46H65V45H64ZM85 46H86V45H85ZM102 46H104V47H103L104 49L102 48ZM146 46H148V49L150 50V52H149V50L147 49ZM180 46H181V47H180ZM187 46H188V47L190 46L189 48H190V50H191V46H192V44L190 43V45L188 44ZM196 46H198V45H196ZM7 47H8V46H7ZM57 47H58V46H57ZM69 47H70V46H69ZM132 47H133V48H132ZM142 47H143V48H142ZM158 47H160V46H158ZM163 47H165V49H164V53H165V52H166V51H165V50H166V46H163ZM163 47H162V48H163ZM188 47H186L187 50L189 49ZM1 48H2V47H1ZM25 48H26V47H25ZM44 48H45V47H44ZM50 48H49V49H50ZM62 48H63V47H62ZM70 48H71V47H70ZM101 48H102V49H101ZM118 48H119V49H118ZM162 48H161V50H162ZM186 48H184V49H186ZM194 48H193V49H194ZM197 48H198V47H197ZM200 48H201V47H199L198 49H200ZM7 49H9V48H7ZM17 49H19V48L17 47L16 50H17ZM59 49L61 50V48H59ZM59 49H57L56 51L59 52V51H60ZM63 49H65V51H66V50L68 51V49H66L65 47H64ZM80 49H81V48H80ZM90 49H91V48H90ZM90 49H89V50H90ZM153 49H154V50H153ZM193 49H192V50H193ZM51 50H52V49H51ZM76 50H77V49H75V51H76ZM119 50H120V51H119ZM121 50H122V51H121ZM158 50L161 51L160 49H158ZM158 50H157V51H158ZM176 50L178 51V53H181L180 50H178V49H176ZM202 50H203V49H202ZM2 51H4V50L2 49ZM19 51H20V50H19ZM21 51H22V50H21ZM21 51H20V52H21ZM23 51H24V48H23ZM48 51H49V50H48ZM61 51L64 52L63 50H61ZM77 51H78V50H77ZM105 51L108 52V53H107L108 55L106 54ZM136 51H137V53H140V51H138V50H136ZM152 51H154V55H152ZM157 51H156V52H157ZM169 51H170V50H167V53H168ZM195 51H196L197 53H199L198 50H197L196 48H195ZM199 51H200V50H199ZM8 52H9V51H8ZM20 52H19V53H20ZM58 52H54V53H53V51H51V55L54 56V54H56V53H58ZM71 52H72V49H71L70 52H68V55H69V53H71ZM104 52H105V53H104ZM120 52H121V55H122V56L119 55ZM174 52H175V53H174ZM202 52L204 53V51H202ZM205 52H206V51H205ZM1 53H4V52H1ZM17 53H18V51H17ZM49 53H50V52H49ZM52 53H53V54H52ZM164 53H163V54H164ZM170 53H169V54H170ZM192 53H194V52H192ZM192 53H191V54H192ZM200 53H201V51H200ZM203 53H202V54H203ZM9 54H10V57H11L12 55H11L10 52H9ZM47 54H48V53H47ZM59 54H60V53H59ZM94 54H93V55H94ZM187 54H188V52H187ZM51 55H50V56H51ZM62 55H63V54H62ZM68 55H67V56H68ZM88 55H91V54H88ZM88 55H87V56H88ZM118 55H119V56H118ZM158 55L160 56L161 54H160V53H159V54L157 53V56H158ZM164 55H165V54H164ZM180 55H181V54H180ZM182 55H185V56H186V53H184V54L182 53ZM1 56H3V54L0 55V57H1ZM39 56H40V54H39ZM52 56H51V57H52ZM64 56H65V55H64ZM115 56L119 57L118 60H117V57L115 58ZM120 56H121V57H120ZM185 56H183L184 59H185ZM188 56H189V54L187 55V57H188ZM54 57H55V56H54ZM88 57H89V56H88ZM128 57L130 58L129 60H127ZM190 57H191V56H190ZM207 57H209V55H208ZM207 57H206V54H205V59H203V60H206ZM210 57H211V58H208V59H210L211 61L209 60V62H207V67H209L210 65H212V62L215 61V60H212V59H213L212 56H210ZM2 58H3V57H2ZM5 58H6V57H5ZM5 58H4V59H5ZM49 58H50V57H49ZM61 58H62V57H61ZM67 58H68V57H67ZM69 58H70V60H71L73 57H72V58L69 57ZM145 58H146V57H145ZM173 58H174V57H173ZM180 58H181V57H180ZM6 59H8V58H6ZM11 59H12V58H11ZM13 59H14V58H13ZM50 59H51V58H50ZM57 59H58V58H57ZM62 59H63V60L60 59V61H61L62 63H63V62L67 63V67H68V65L70 66V64H68V62H67V60H66L65 58H62ZM115 59H116L117 61H116V62H113V61H115ZM193 59H194V58H193ZM64 60H65V61H64ZM132 60H133V61H132ZM153 60H154V59H153ZM180 60H183V59L181 58ZM186 60H187V59H186ZM195 60H196V59H195ZM203 60H202V63H201V64H203V62H204ZM2 61H3V60H2ZM7 61H8V60H7ZM88 61H89V60H88ZM122 61H124V60H122ZM122 61H121V62H122ZM140 61H141V62H140ZM171 61H173V60H171ZM178 61H179V60H178ZM191 61H193V62H197L198 59H197V61H194V60H191ZM206 61H208V60H206ZM0 62H1V61H0ZM14 62H15V60H14ZM19 62H20V61H19ZM71 62H72V61H71ZM71 62H70V63H71ZM91 62H92V61H91ZM93 62H94V61H93ZM112 62H113L114 64H113ZM142 62H143V64H142L141 67H140V63H142ZM210 62H211V64H209ZM1 63H2V62H1ZM3 63L5 64V62H3ZM3 63H2V65H3ZM62 63H60V64H62ZM84 63H85V62H84ZM100 63H101V64H99V65L102 67V61H100ZM123 63H124V62H122V65H123ZM176 63H177V62H176ZM197 63H198V64H197ZM197 63H195L194 65H190V66H193V67L195 68L197 65H199L200 61L197 62ZM15 64H16V63H15ZM15 64H14V65H15ZM63 64H64V63H63ZM72 64H73V62H72ZM88 64H89V63H88ZM165 64H166V63H165ZM177 64H178V63H177ZM41 65H42V64H41ZM74 65H75V64H74ZM97 65H98V64H97ZM107 65H106V66H107ZM110 65H108L107 67H109ZM116 65H117V63H116ZM118 65H119V64H118ZM127 65H128V64H127ZM143 65H144V66H143ZM146 65H147V64H146ZM148 65H147V67H148ZM161 65H162V64H161ZM161 65L158 66V67L161 68ZM195 65H196V66H195ZM204 65H206V64H204ZM208 65H209V66H208ZM43 66H44V65H43ZM111 66H110V68H111ZM119 66H120V65H119ZM130 66H131V65H130ZM136 66H137V68L140 67L141 69H140V68L137 69ZM156 66H157V65H156ZM15 67H16V66H15ZM38 67H40V66H38ZM73 67H74V66H73ZM96 67H97V66H96ZM98 67H99V66H98ZM120 67H121V66H120ZM122 67H124V66H122ZM125 67H126V66H125ZM127 67H128V66H127ZM199 67H200V66H199ZM201 67L203 68V65H201ZM9 68L11 69V68H14V67L12 66V67H9ZM42 68H43V67H42ZM75 68H76V67H75ZM99 68H100V67H99ZM130 68H131V67H130ZM130 68H129V69H130ZM175 68H176V67H175ZM1 69H2V70H1ZM1 69H0V70L3 71V68H1ZM5 69H6V68H5ZM7 69H8V68H7ZM45 69H46V68H45ZM112 69H113V68H112ZM121 69H122V68H121ZM126 69H127V68H126ZM126 69H125V71H127ZM205 69H207V68L205 67ZM14 70H15V69H14ZM28 70H29V69H28ZM103 70H102V71H103ZM136 70H138L139 73H137ZM149 70H150V69H149ZM149 70H148V71H149ZM158 70H159V68H157L156 71H158ZM174 70H175V69H174ZM176 70H178V69H176ZM5 71H8V70H4V72H5ZM10 71H11V72H14V71H12V69H11ZM16 71H17V70H16ZM18 71H19V70H18ZM94 71H96V70H94ZM102 71H101V73H102V74H105V72L103 73ZM106 71H109V70H106ZM110 71H112V70H110ZM128 71H129V70H128ZM130 71H131V69H130ZM156 71H153V69H152L151 72L154 73V72H156ZM77 72H78V71H76V73H77ZM96 72H97V71H96ZM119 72H121V71H119ZM133 72H132V73H133ZM151 72H150V74H151ZM72 73H73V72H72ZM74 73H75V72H74ZM90 73H91V72H90ZM92 73H95V72H92ZM98 73H99V72H98ZM98 73H97V74H98ZM109 73H110V72H109ZM136 73H137V74H136ZM0 74H1V73H0ZM5 74H7V72L4 73V75H5ZM158 74H159V73H158ZM120 75H121V73H120ZM128 75H129V74H128ZM0 76H1V75H0ZM2 76H3V74H2ZM7 76H8V75H7ZM107 76H108V75H107ZM110 76H111V75H110ZM149 76H150V75H149ZM8 77H10V76H8ZM8 77H6L7 80H8ZM42 77H43V76H42ZM129 77H130V76H128V78H129ZM134 77H135V76H134ZM145 77H147V76L145 75ZM6 78H4V81H5ZM136 78H137V77H136ZM152 78H153V76H152V77L150 76V79H152ZM158 78H159V77H158ZM45 79H46V78H45ZM68 79H69V78H68ZM143 79H144V78H143ZM148 79H149V78H148ZM150 79H149V80H150ZM46 80H47V79H46ZM69 80H70V79H69ZM133 80H134V79H133ZM139 80H138V82H139ZM146 80H147V79H146ZM153 80H154V79H153ZM0 81H1V77H0ZM10 81H11V80H10ZM10 81H9V82H10ZM88 81H89V80H88ZM129 81H130V79H129ZM131 81H132V80H131ZM134 81L136 82V80H134ZM1 82H2V81H1ZM56 82H57V81H56ZM103 82H104V81H103ZM103 82H102V83H103ZM132 82H133V81H132ZM135 82H134V83H135ZM6 83H7V82H6ZM104 83H105V82H104ZM104 83H103V84H104ZM136 83H137V82H136ZM7 84H8V83H7ZM10 84H11V83H10ZM135 85H136V84H135ZM5 86H6V85H5ZM5 86H4V85H1V87H5ZM22 86H23V85H22ZM22 86H21V87H22ZM40 86H42V85H40ZM1 87H0V89L2 90ZM10 87H11V86H10ZM10 87H8V88H10ZM5 88H6V87H5ZM5 88H4V89H5ZM22 88H23V87H22ZM47 89H48V88H47ZM5 90H6V89H5ZM23 90H24V89H23ZM26 90H27V89H26ZM43 90H46V89H43ZM86 90L88 91V90H91V89H86ZM87 91H86V92H87ZM0 92L2 93V91H0ZM16 92H17V91H16ZM28 92H29V91H28ZM88 92H89V91H88ZM19 93H20V92H19ZM44 93H45V92H44ZM5 94H6V91H5ZM11 94H12V93H11ZM11 94H10V95L8 94V95L11 96ZM52 94H53V93H52ZM0 95H1V94H0ZM47 95H49V92H48ZM95 95H96V92H95ZM131 95H133V94H131ZM139 95H140V94H139ZM51 96H52V95H50L49 97H51ZM54 96H55V94H54ZM116 96H117V95H116ZM125 96H126V95H125ZM23 97H24V96H22V98H23ZM37 97H38V95H37ZM40 97H41V96H40ZM43 97H44V96H43ZM45 97H46V96H45ZM129 97H131V96H129ZM135 97H136V96H135ZM2 98H3V97H2V95H1L0 102H1V100H3ZM4 98H5V96H4ZM25 98L27 99V97H25ZM30 98H31V97H30ZM41 98H42V97H41ZM96 98H97V96H96ZM115 98H116V97H115ZM123 98H124V97H123ZM127 98H128V96H127ZM138 98H139V97H137V100H138ZM6 99H7V98H6ZM47 99H48V98H47ZM128 99H129V98H128ZM130 99H131V98H130ZM29 100H30V99H29ZM78 100H79V99H78ZM86 100H87V99H86ZM99 100H100V99H99ZM177 100H178V99H176V101H177ZM4 101H5V100H3V103H4ZM7 101L9 102V100H7ZM43 101H44V99H43ZM46 101H47V100H46ZM46 101H44V103H45ZM73 101H75V100H73ZM73 101H72V102H73ZM90 101H91V100H90ZM128 101H129V100H128ZM130 101H131V100H130ZM130 101H129V103H130ZM135 101H136V100H134V102H135ZM11 102H12V101H11ZM27 102H28V101H27ZM30 102H31V100H30ZM30 102H29V103H30ZM41 102H42V101H41ZM134 102H133V100H132V103H134ZM127 103H128V102H127ZM127 103H126V104H127ZM129 103H128V104H129ZM136 103H137V102H136ZM141 103H142V102H141ZM141 103H140L139 106L137 105L139 108H138V107H135V108H137V110H138L137 113L142 112V110L139 111L140 106L142 105ZM156 103H157V101H156ZM7 104H8V103H7ZM7 104H6V105H7ZM68 104H71V103H68ZM113 104H115V103H113ZM126 104H125V105H126ZM178 104H180V103L178 102ZM0 105H1V104H0ZM3 105H4V104H3ZM21 105H22V104H21ZM25 105H26V104H25ZM29 105H30V104H29ZM41 105H42V104H41ZM54 105H56V104L54 103ZM134 105H135V104H134ZM134 105L132 104V106H134ZM144 105H145V104H144ZM147 105H148V103H147ZM147 105H145V106H147ZM12 106H13V105H12ZM52 106H53V105H52ZM71 106H72V104H71ZM86 106H87V105H86ZM6 107H7V106H6ZM26 107H27V106H26ZM26 107H25V108H26ZM30 107H31V105H30ZM67 107H70V106H66V108H67ZM87 107H88V106H87ZM117 107H118V106H117ZM120 107H122V106H120ZM123 107H124V105H123ZM187 107H188V106H187ZM28 108H29V107H28ZM56 108H57V106H56ZM59 108H60V107H59ZM91 108H92V107H91ZM95 108H96V107H95ZM125 108H126V106H125ZM125 108H124V110H125ZM128 108H130V107H128ZM142 108L144 109L145 107L142 106L141 109H142ZM167 108H168V107H167ZM183 108H184L183 110L185 111V106H184ZM6 109H8V107H7ZM33 109H35V108L33 107ZM46 109H48V108H46ZM46 109H44V112H46L47 117H44V116H46L45 114L42 115V116L40 115V118H41V119H42V117H44L43 119L49 118V109H48V111H45ZM51 109L54 110V111L56 112V114H57V110H59V109H56V110H55V108H54V109L51 108ZM61 109H63V108H61ZM70 109H71V107H70ZM72 109H73V108H72ZM72 109H71V111H72ZM96 109H97V108H96ZM150 109H151V107H150ZM179 109H180V107H179ZM188 109L191 110L190 108H188ZM188 109H187V110H188ZM21 110H24V109H21ZM21 110H19V111H21ZM26 110H27V109H26ZM30 110H31V109H30ZM65 110H66V109H65ZM117 110H118V109H117ZM120 110H121V108H119V111H120ZM126 110H127V108H126ZM134 110H135V109H134ZM145 110H146V109H145ZM189 110H188V111H189ZM14 111H15V110H14ZM27 111H28V110H27ZM27 111H26V113H27ZM31 111H32V110H31ZM31 111H30V112H31ZM35 111H36V113H38L39 110L36 109ZM35 111H33V112L35 113ZM42 111H43V110H42ZM42 111H41V113H42ZM60 111H61V110H60ZM73 111H74V110H73ZM163 111H164V110H163ZM165 111L167 112V110H165ZM184 111H183V112H184ZM193 111H194V107H193V109H192V112H193ZM15 112H16V111H15ZM21 112H23V111H21ZM21 112H20V113H21ZM39 112H40V111H39ZM58 112H59V111H58ZM62 112H63V111H62ZM121 112H122V111H120V113H121ZM134 112H135V111H134ZM143 112H144V111H143ZM185 112H186V111H185ZM192 112H191V115H192ZM23 113H24V112H23ZM23 113H22V114H23ZM31 113H32V112H31ZM36 113H35V114H36ZM50 113H51L50 116L52 117V120L55 121V118L58 119V116H59L58 114H57L58 116H56V114L53 113L52 111H51ZM65 113H67V112H65ZM125 113H126V112H125ZM195 113H196V111H195ZM195 113H194V115H195ZM22 114H21V115H22ZM32 114H33V113H32ZM32 114H31V115H32ZM35 114L32 115V116H35ZM63 114H64V113H63ZM139 114H140V113H139ZM139 114H138V115H139ZM144 114H145V112L143 113V115H144ZM27 115H28V113L25 114V115L23 114V116H21V117H22V120H23V117L25 118V120H23V121L27 122V124H28V120H27V119L32 120V119L34 118L33 120L35 121V117H33V118L31 119V116H27ZM29 115H30V114H29ZM52 115H53V116H52ZM65 115H66V114H65ZM67 115H68V114H67ZM122 115H123V114H122ZM141 115H142V114H141ZM141 115H140V117H141ZM152 115H153V114H152ZM196 115H197V114H196ZM14 116H16V115H14ZM25 116H27V117H25ZM62 116H63V115L61 114V117H59L60 119L57 120V121H60V123L57 122V123H59L60 125L62 124V119H63V118H64L63 121H66V120H65L66 116L63 117V118H62ZM86 116H87V115H86ZM123 116H124V115H123ZM127 116H128V115H127ZM127 116H126V117H127ZM69 117H70V116H69ZM87 117H88V116H87ZM87 117H86V118H87ZM137 117H138V116H137ZM154 117H155V116H154ZM156 117H157V116H156ZM160 117H161V116H160ZM61 118H62V119H61ZM107 118H108V117H107ZM128 118H129V117H128ZM130 118H131V117H130ZM16 119H18V118H16ZM38 119H39V117L36 119V123H35L36 125L38 124V123H37V120H38ZM41 119H40V121H42ZM108 119H109V118H108ZM119 119H122V120L120 121ZM119 119H115V121L113 120V121L115 122V123H113V124H115V127H116V124H117L116 122L119 120L118 123H119V122H122V124L119 125L120 128L122 127V125H123V128H125V126H124V124H125V125H127V127H130L129 129L126 127L128 130H130L131 128L134 129V127H132V125H134V124H133L132 121H129V119H128V121H129V123H132V125H130L129 123H126L125 120H127V119L123 120L124 117H123V118L120 117ZM135 119H136V118H135ZM139 119H140V118H139ZM167 119H168V116H167ZM46 120H47V119H46ZM46 120H44V121H46ZM154 120H156V118H154ZM154 120H153V121H154ZM173 120H174V119H173ZM192 120H193V119H192ZM192 120H191L190 122H193ZM194 120H195V118H194ZM19 121H20V117H19ZM44 121H42L43 124H44ZM68 121H69V120H68ZM111 121H112V120H110V122H111ZM123 121H124V122H123ZM133 121H134V120H133ZM136 121H137V120H136ZM136 121H135V122H136ZM139 121H140V120H139ZM150 121H152V119H151ZM156 121H157V120H156ZM159 121H160L161 123L163 122V125L161 126V124H160V122H159V125L157 124V125H158V130H157V127H156V126H155L156 129H155V127H153V126H150V123H149V125H148L147 123H146V126L144 125V128H147L149 132H148V131L146 132V129H144L142 126H138V127H142V128L145 130L144 132H145L146 134H148V133H151V134H152L153 132H155V134H154V136L156 135L155 138H158V137H161V136H162V137H163V138H162V142H163V144H164V142H166L165 139L167 138V137H166V136H167V135H166L167 133H166L165 135H164V133H162V135L160 134L161 136L158 135V137H157V134H158L159 132H161L162 130L165 131V129H164V127H165L164 125H165V124H167V123H169V124H170V123H173V125H174L173 127H175V124H174V122H172V121H171V122H168L169 120H165V119H161V118L159 119ZM25 122H24V123H25ZM30 122H31V121H30ZM38 122H39V121H38ZM92 122H93V125H95V124H94V123H95V120L92 121ZM106 122H107V121H106ZM145 122H146V121H145ZM145 122H144V123H145ZM157 122H158V121H157ZM157 122H156V123H157ZM188 122H189V121H188ZM194 122H195V121H194ZM194 122H193V123H194ZM46 123H47V121H46ZM65 123H67V125L69 126V129H70V125H69V124H71V121H70V122H65ZM98 123H99V122H98ZM144 123H143V124H144ZM193 123H192V124H193ZM2 124H4V123H2ZM2 124H1V125H2ZM20 124H21V122H20ZM43 124H42V125H43ZM54 124H55V123H54ZM59 124H58V125H59ZM99 124H100V127L102 128V129H100V130L103 131V128L105 127L106 123H105V125L102 124V123H99ZM128 124H129V126H128ZM138 124H139V125H140V124L142 125V123H138ZM153 124H154V122H153ZM153 124H152V125H153ZM169 124H167L166 126H169V127H170L171 124H170V125H169ZM192 124L190 125L191 128H192ZM195 124L197 125L196 122H195ZM15 125H18V124H15ZM55 125H57V124H55ZM67 125L64 124V122H63V125H62V126H63V127L65 126V130H66V126H67ZM84 125H85V124H84ZM86 125H87V124H86ZM86 125H85V126H86ZM90 125H91V124H90ZM90 125H89V126H90ZM93 125H92V126H93ZM97 125H98V124H97ZM97 125H95V127H98ZM107 125H108V124H107ZM107 125H106L105 128H107ZM136 125H137V123L135 124V128H136ZM178 125H179V123H178ZM180 125H181V124H180ZM180 125H179V126H180ZM188 125H189V124H188ZM196 125H195V126H196ZM19 126H20V125H19ZM34 126H35V125H34ZM47 126H48L47 129H50V128H49L50 126H49V125H47ZM113 126H114V125H113ZM148 126H150V128H151V127H152V128L150 129ZM159 126H160V127H159ZM181 126H182V125H181ZM181 126H180V127H181ZM190 126H189V127H190ZM4 127H5V128L7 129V131H8V128H9V127H7V126H4ZM26 127H27V126H26ZM31 127H32V126H31ZM63 127H62V128H63ZM81 127H83V125H82ZM93 127H94V126H93ZM108 127H111L110 123H109ZM171 127H172V125H171ZM173 127H172V128H173ZM189 127H188V128H189ZM27 128H28V127H27ZM29 128H30V127H29ZM42 128H43V127H42ZM59 128H60V127H59ZM62 128H61L60 130H62ZM72 128H74V127H72ZM105 128H104V130H105ZM142 128H141V133L143 132V129H142ZM161 128H162V129H161ZM165 128H168V127H165ZM172 128H169V129H172ZM176 128H177V126H176ZM183 128H185V127H182V129H183ZM33 129H34V127H33ZM37 129H39V128H37ZM52 129H53V126H52ZM78 129H79V128L77 127L76 130L78 131ZM80 129H81V128H80ZM85 129H88V127L86 126ZM85 129H83V131H86ZM127 129H123V130H127ZM153 129H154V130H153ZM31 130H32V129H31ZM58 130H59V129H58ZM58 130H57V131H58ZM60 130H59V131H60ZM74 130H75V129H74ZM100 130L98 129L97 131H100ZM134 130H135V129H134ZM139 130H140V128L138 129V131H139ZM152 130H153V132H152ZM167 130H168V129H167ZM167 130H166V131H167ZM184 130H186V128L183 129L182 131H184ZM188 130H189V129H188ZM3 131H4V130H3ZM7 131H6V132H7ZM80 131H81V130H80ZM83 131H81V133H82ZM87 131H88V130H87ZM120 131H121V130H120ZM120 131H118V132H120ZM173 131H174V130H172V132H173ZM190 131H191V129H190ZM0 132H2V131H0ZM45 132H46V131H45ZM45 132H44V133H45ZM68 132H69V131L67 130V133H68ZM73 132H75V131H73ZM73 132H72V133H73ZM78 132H79V131H78ZM134 132H135V131H134ZM134 132H133V133H130L131 137H132V135L134 134ZM136 132H137V131H136ZM157 132H158V133H157ZM186 132H187V133H186ZM186 132H185V133L188 135V132H189V131H186ZM3 133H4V132H3ZM22 133H24V132H22ZM41 133H43V132H41ZM46 133H47V132H46ZM65 133H66V132H65ZM88 133H89V131H88ZM88 133H87V134H88ZM178 133H179V132H177L176 134L178 135ZM189 133H190V132H189ZM191 133H192V132H191ZM7 134H8V133H7ZM7 134H6V135H7ZM10 134H11V133H10ZM55 134H56V132H55ZM83 134H84V132H83ZM118 134H119V133H118ZM146 134H145V135H146ZM171 134H172V133H171ZM50 135H51V134H50ZM53 135H54V134H53ZM88 135H90V134H88ZM102 135H103V134H102ZM121 135H122L121 137H123V139L126 138V137H124L126 134H124V135L121 134ZM127 135L129 136V134H127ZM135 135H136V134H135ZM173 135L175 136V134H173ZM179 135H180V134H179ZM181 135L186 136L185 134H181ZM12 136H14V135H12ZM12 136H11V137H12ZM24 136H26V135H24ZM38 136H39V135H38ZM47 136H49V135H47ZM133 136H134V135H133ZM149 136H150V134L147 135L148 138L151 137V136H150V137H149ZM152 136H153V135H152ZM154 136L152 137V139L154 138ZM170 136H171V135H170ZM192 136H193V134H192ZM220 136H221V135H220ZM4 137H5V135H4ZM6 137H7V136H6ZM11 137L9 138V134H8V138H9V139H12ZM31 137H32V135H31ZM45 137H46V136H45ZM52 137L54 138V136H52ZM57 137H58V135H57ZM85 137H86V136H85ZM118 137H119V136H118ZM118 137H117L116 139H118ZM164 137H166V138H164ZM209 137H210V136H209ZM223 137H224V136H223ZM254 137H255V136H254ZM256 137H257V136H256ZM2 138H3V137H2ZM35 138H36V136H35ZM103 138H104V137H103ZM140 138L142 139L141 141H143L144 138H142V136H141ZM140 138H139V139H140ZM182 138H183V137H182ZM4 139H5V138H4ZM15 139H16V137H15ZM31 139H32V138H31ZM100 139H102V136H101ZM134 139H135V138H134ZM177 139H178V138H177ZM184 139H185V138H184ZM184 139H183V140H184ZM13 140H14V139H13ZM150 140H151V138H150ZM163 140H164V141H163ZM166 140H167V139H166ZM221 140H222V139H221ZM221 140H220V141H221ZM226 140H227V139H226ZM4 141H5V140H4ZM51 141H52V140H51ZM89 141H91V140H89ZM97 141H98V140H97ZM108 141H109V140H108ZM141 141H140V142H141ZM152 141L155 142L154 139H153ZM170 141H171V140L168 139L167 142L169 143ZM173 141H175V139H174ZM222 141H223V140H222ZM227 141H228V140H227ZM254 141H255V140H254ZM6 142H8V141H6ZM6 142H5V143H6ZM11 142H12V140H11ZM30 142H31V141H30ZM48 142H49V141H48ZM77 142H78V141H77ZM99 142H100V141H99ZM99 142H96V143L99 144ZM114 142H115V140H114ZM118 142H119V139H118V141L116 142V144H117ZM121 142H122V140L120 139V143H121ZM143 142H144V141H143ZM243 142H248V140L246 141V139H245V140H243ZM2 143H3V142H2ZM2 143L0 142V144H2ZM16 143L19 144L18 142H16ZM73 143H74V142H73ZM96 143L94 142V144H96ZM120 143H118V144H120ZM122 143L124 144V142H122ZM133 143H134V142H133ZM144 143H145V142H144ZM144 143H143V144H144ZM156 143H159V142H156ZM168 143H165L167 146H164V147H170V146L172 145V144H169V145H168ZM170 143H171V142H170ZM191 143H192V142L190 141V144H191ZM44 144H46V143H44ZM57 144H58V143H57ZM84 144H85V143H84ZM90 144H91V143H90ZM90 144H89V145H90ZM100 144H101V143H100ZM100 144H99V145H100ZM109 144H110V143H109ZM109 144H108V145H109ZM118 144H117V145H118ZM134 144H135V143H134ZM138 144H139V143H138ZM161 144H162V143H161ZM187 144H188V143H187ZM13 145L15 146L14 142H13ZM46 145L49 146L50 144H46ZM55 145H56V144H55ZM75 145H77V144L75 143ZM75 145H74V146H75ZM78 145H79V144H78ZM99 145H98V146H99ZM121 145H122V144H121ZM141 145H142V143H141ZM147 145H148V142H147ZM147 145H146V147H147ZM188 145H189V144H188ZM188 145H187V146H188ZM217 145H218V144H217ZM219 145H220V143H219ZM219 145H218V146H219ZM42 146H43V144H42ZM58 146H59V144H58ZM80 146H81V145H80ZM113 146H114L115 148L117 147L115 144H114ZM132 146H134V145L132 144ZM142 146H143V145H142ZM149 146H150V145H149ZM160 146H161V145H160ZM176 146H177V147H176ZM176 146L173 145L172 148H171V150H174L173 147H176V149L179 148V145H178V144H176ZM200 146H201V145H200ZM22 147H23V146H22ZM22 147H21V148H22ZM35 147H36V146H35ZM50 147H51V150H52V148H54V147H52V146H50ZM60 147H61V146H60ZM82 147H83V146H82ZM88 147H89V146H88ZM99 147H100V146H99ZM114 147H113V148H114ZM137 147H139V146H136V148L133 147V151H134V148H135V149H138ZM189 147H190V146H189ZM189 147L187 148V150H189ZM196 147H197V146H196ZM214 147H215V146H214ZM12 148H13V146H12ZM15 148H16V147H14L13 149H11V152H12V150H15ZM18 148H20V147H18ZM26 148H27V147H26ZM32 148H34V147H32ZM37 148L40 149V147H37ZM37 148H36V149H37ZM67 148H68V147H67ZM84 148L86 149L85 146H84ZM90 148H91V146H90ZM92 148H93V146H92ZM95 148H97L96 145H95ZM100 148H101V147H100ZM102 148H103V146H102ZM119 148H120V146H119ZM142 148H144V147H142ZM142 148H141V146H140V149H141V150H142ZM147 148H148V147H147ZM158 148H160V150L163 149L162 146L159 147V145H158ZM218 148H219V147H218ZM23 149H24V148H23ZM23 149H20V151L23 150ZM41 149H43V148L41 147ZM46 149H47V148H46ZM46 149H43V150H46ZM48 149H49V148H48ZM55 149H56V148H55ZM55 149H53V150H55ZM58 149H59V147H58ZM69 149H71V148L69 147ZM77 149H78V147H77ZM79 149H80V148H79ZM87 149H88V148H87ZM144 149H145V148H144ZM150 149H151V148H150ZM168 149H169V148H168ZM168 149H167V150H168ZM215 149H217V148H215ZM2 150H3V149H2ZM2 150H1V151H2ZM4 150H6V149H4ZM16 150H19V149L16 148ZM28 150H29V149H28ZM34 150H35V149H34ZM49 150H50V149H49ZM56 150H57V149H56ZM61 150H62V149H61ZM65 150H66V149H65ZM71 150H72V149H71ZM73 150H74V149H73ZM73 150H72V152H73ZM122 150H123V148H122ZM145 150H146V149H145ZM167 150H166V151H167ZM1 151H0V152H1ZM25 151H26V149H25ZM63 151H64V150H63ZM67 151H68V149L66 150V152H67ZM101 151H102V150H101ZM136 151H137V150H136ZM138 151H139V150H138ZM148 151H149V150H148ZM150 151H151V150H150ZM166 151H164V152H166ZM174 151H176V150H174ZM180 151H181V150H180ZM14 152H16V151H14ZM18 152H19V151H18ZM18 152H16V153H17L16 155H18ZM29 152H31V151H29ZM33 152H34V151H33ZM36 152H37V151H36ZM78 152H79V151H78ZM86 152H87V150H86ZM88 152H89V149H88ZM102 152H103V151H102ZM120 152H122V151L120 150ZM144 152H145V151H144ZM168 152H169V151H168ZM4 153H5V152H3V154H4ZM21 153H22V151L20 152V154H21ZM26 153H27V152H26ZM26 153H25V155H26ZM34 153H35V152H34ZM45 153H46V152H45ZM59 153H60V150H59L58 154H59ZM61 153H62V156H60V158H63V156L66 155V154H65V153L63 154V152H61ZM73 153H74V152H73ZM83 153H84V150H83ZM83 153H82V155H83ZM110 153H111V154H110ZM110 153H109L110 155H113L112 152H110ZM138 153H139V152H138ZM166 153H167V152H166ZM174 153H175V152H174ZM1 154H2V153H1ZM11 154H13V153H11ZM20 154H19V155H20ZM55 154H56V152H55ZM143 154H144V153H143ZM169 154H171V152H169ZM220 154H221V151H220ZM6 155H8V154H5V156H4V155H3V156L6 158V157H7ZM13 155H15V153H14ZM16 155H15V156H16ZM29 155H32V154L30 153ZM29 155H28V156H29ZM44 155H45V154H44ZM52 155H53V154H52ZM56 155H57V154H56ZM200 155H201V154H200ZM200 155H199V156H200ZM26 156H27V155H26ZM35 156H38V155H35ZM50 156H51V155H50ZM57 156H58V155H57ZM71 156H72V155H71ZM140 156H142V152H141ZM151 156H152V154H151ZM177 156H178V155H177ZM24 157H25V156H24ZM76 157H77V154H76ZM101 157H102V155H101ZM101 157H100V158H101ZM107 157H108V156H107ZM109 157H110V156H109ZM169 157H170V156H169ZM182 157H183V155H182ZM182 157H181L180 159H182ZM185 157H186V159H189L187 156H185ZM189 157H190V156H189ZM215 157H216V156H215ZM217 157H218V155H217ZM5 158L3 159V157H2V160H3V161L1 160V162H3V163H2V166L5 165L6 168H5V166H3V167H4L5 169H7V167L10 168V166H9V163H8V164L4 163V160L6 161V159H8V158H6V159H5ZM15 158H16V157H15ZM17 158H19L18 161H20V162L22 161V160H20V159H21L20 157H17ZM33 158H35V157H33V155H32V159H33ZM56 158H58V157H55V159H56ZM60 158H59V161L61 162ZM70 158H71V157H70ZM110 158H112V157H110ZM149 158H150V157H149ZM191 158H192V157H191ZM0 159H1V155H0ZM22 159H23V158H22ZM35 159H36V158H35ZM64 159L66 160V158H64ZM101 159H103V157H102ZM101 159H100V160H101ZM150 159H151V158H150ZM150 159H149V160H150ZM164 159H165V158H164ZM25 160H26V157H25ZM30 160H31V159H30ZM30 160H29V163L31 162ZM73 160H74V159H73ZM76 160H77V159H76ZM103 160H104V159H103ZM103 160H102V161H103ZM149 160H148V161H149ZM174 160H175V159H174ZM177 160H178V159H177ZM12 161H13V159H12ZM14 161H16V159H15ZM54 161H55V160H54ZM59 161H58V162H59ZM77 161H79V160H77ZM160 161H161V160H160ZM167 161H168V159H167ZM175 161H176V160H175ZM186 161H187V160H186ZM191 161H192V160H191ZM7 162H9V161L7 160ZM20 162H18V163H19V166H20ZM23 162H24V160H23ZM60 162H59V163H60ZM65 162H66V161H64V163H65ZM79 162H80V161H79ZM95 162H96V161H95ZM95 162H94V166H95L96 163H98L99 161H97L96 163H95ZM165 162H166V161H165ZM168 162H169V161H168ZM243 162H244V161H243ZM12 163H13V162H12ZM16 163H17V162H16ZM18 163H17V164H18ZM64 163H63V164H64ZM81 163H82V162H81ZM100 163L103 164L104 162H100ZM149 163H150V162H149ZM149 163H148V164H149ZM172 163H173V162H172ZM172 163H170V164H172ZM184 163H185V162H184ZM187 163L189 164L188 161H187ZM191 163H192V162H191ZM33 164H34V163H33ZM56 164H57V163H56ZM77 164H78V163H77ZM82 164H83V163H82ZM101 164H100V165H101ZM168 164H169V163H167V165H168ZM7 165H8V166H7ZM30 165H31V163H30ZM35 165H36V164H35ZM35 165H34V167H36ZM83 165H85V168L87 167L86 164H83ZM97 165H98V164H97ZM172 165H174V164H172ZM181 165H182V163H181ZM242 165H243V164H242ZM2 166H1V168H0V175H1V172L3 173V171H5V169H3ZM22 166H23V165H22ZM24 166H25V165H24ZM27 166H28V165H27ZM61 166H62V165H61ZM174 166H175V165H174ZM176 166H177V168L179 167V166H178V163L176 164ZM243 166H244V165H243ZM243 166L241 167L242 169H244ZM41 167H42V166H41ZM91 167H93V166L91 165ZM14 168H15V165H14ZM21 168H22V167H21ZM27 168H28V167H27ZM88 168H89V167H88ZM93 168H94V167H93ZM1 169H2V170H1ZM16 169H17V168H16ZM24 169H25V167H24ZM30 169H31L30 171H32L33 166H32ZM34 169H35V168H34ZM34 169H33V173H34ZM37 169H38V168H37ZM39 169H40V167H39ZM41 169H42V168H41ZM75 169H76V168H75ZM91 169H92V168H91ZM109 169H110V168H109ZM109 169H108V170H109ZM151 169H152V168H151ZM172 169H173V168H172ZM7 170H8V169H7ZM7 170H6V172H7ZM10 170H11V168L9 169V171H10ZM28 170H29V169H28ZM103 170H104V169H103ZM142 170H143V169H142ZM144 170L146 171V169H144ZM161 170H162V169H161ZM17 171H18V170H17ZM20 171H22V169H21ZM30 171H29V172H30ZM35 171L37 172L38 170H35ZM39 171H41V170H39ZM150 171H152V170H150ZM174 171H176V170H174ZM29 172H28V174H29ZM62 172H63V171H62ZM161 172H162V171H161ZM7 173H9V172H7ZM22 173H23V172H22ZM37 173H38V172H37ZM151 173H152V172H151ZM240 173L242 174V172H240ZM3 174H5V172H4ZM3 174H2V175H3ZM28 174H27V175H28ZM69 174H70V173H69ZM139 174H140V173H139ZM141 174H142V171H141ZM182 174H183V173H182ZM248 174H249V173H248ZM11 175H12V174H11ZM32 175H33V174H32ZM32 175H31V176H32ZM34 175H35V174H34ZM77 175H78V174H77ZM77 175H76V176H77ZM153 175H154V174H153ZM177 175H178V174H177ZM3 176H5V175H3ZM3 176H2V178H1L0 180H3V179L6 180L5 177L3 178ZM18 176H20V175H17L16 177H18ZM31 176H30V177H31ZM37 176H38V175H37ZM42 176H43V174H42ZM138 176H139V175H138ZM141 176H142V175H141ZM12 177H14V175H13ZM16 177H15V179H16ZM20 177H21V176H20ZM22 177H23V175H22ZM32 177H33V176H32ZM65 177H66V176H65ZM72 177H73V176H72ZM97 177H98V176H97ZM102 177H103V176H102ZM147 177H149V176H147ZM147 177H146V178H147ZM185 177L187 178V176H185ZM9 178H11V177H9ZM33 178H34V177H33ZM39 178H40V175H39ZM73 178H74V177H73ZM138 178H139V177H138ZM179 178H181V177H179ZM18 179H19V177H18ZM28 179H29V178H28ZM28 179H26V180H28ZM31 179H32V178H31ZM98 179H99V178H98ZM134 179H135V178H134ZM139 179H142V177L139 178ZM175 179H176V178H175ZM183 179H184V178H183ZM192 179H193V177H192ZM10 180H11V179H10ZM13 180H14V179H13ZM37 180H38V178H37ZM72 180H73V179H71V182H72ZM78 180H79V177H78ZM92 180H93V179H92ZM94 180H95V179H94ZM100 180H101V179H100ZM176 180H177V179H176ZM185 180H186V179H185ZM188 180H189V179H188ZM193 180H194V179H193ZM16 181H17V180H16ZM16 181H15V183H16ZM21 181H23V178L21 179ZM28 181H29V180H28ZM38 181H39V180H38ZM98 181H99V180H98ZM102 181L104 182V180H102ZM36 182H37V181H36ZM58 182H59V181H58ZM69 182H70V181H69ZM71 182H70V183H71ZM88 182H89V183H88ZM95 182H97V181L95 180ZM142 182H143V181H142ZM190 182H191V181H190ZM193 182H194V181H193ZM2 183H5V182L2 181ZM15 183H14V184H15ZM17 183H18V182H17ZM17 183H16V184H17ZM22 183H25V181L22 182ZM37 183H38V182H37ZM51 183H52V182H51ZM70 183H69V185H70ZM86 183H87L88 186H89V184L91 183V181L88 180V181H86ZM86 183H85V184H86ZM101 183H102V182H101ZM104 183H105V182H104ZM104 183H103V185H104ZM131 183H134V182H131ZM18 184H19V183H18ZM32 184H33V183H32ZM54 184H55V183H54ZM59 184H60V182H59ZM63 184H65V182H64ZM72 184H73V183H72ZM78 184L80 185L79 182H77V185H78ZM93 184H94V183H93ZM93 184H91L90 186H93ZM214 184H215V183H214ZM24 185H25V184H24ZM95 185H96V184H95ZM95 185H94V186H95ZM134 185H135V184H134ZM14 186H15V185H14ZM14 186H13V187H14ZM17 186L19 187L20 185H17ZM28 186H29V185H28ZM31 186H32V185H31ZM31 186H29V187H31ZM52 186H53V184H52ZM75 186H76V185H75ZM197 186H198V185H197ZM15 187H16V186H15ZM18 187H16V190H17ZM35 187H37V185H34L33 188L35 189ZM55 187H56V186H55ZM100 187H101V186H100ZM100 187H99V188H100ZM1 188H2V187H1ZM9 188H10V187H9ZM20 188H21V186H20ZM38 188H39V187H38ZM38 188H37V189H38ZM76 188L78 189L77 186H76ZM2 189L5 190L4 187H3ZM12 189H13V188H12ZM12 189H11V190H12ZM21 189H22V188H21ZM26 189H27V187H26ZM26 189H24V190H26ZM37 189L34 190V191H37ZM68 189H70V188H68ZM97 189H98V188H97ZM97 189H96V190H97ZM11 190H10V191H11ZM24 190L22 189V191H24ZM73 190H74V189H73ZM80 190H82V189H80ZM220 190H221V189H220ZM14 191H15V190H14ZM14 191H13V192H14ZM59 191H60V190H59ZM64 191L66 192L65 189H64ZM84 191H85V190H84ZM94 191H95V190H94ZM97 191H98V190H97ZM111 191H112V190H111ZM222 191H223V189H222ZM13 192H11V194H13ZM18 192H19V191H18ZM20 192H21V190H20ZM31 192H32V191H31ZM31 192H30V193H31ZM98 192H100V191H98ZM3 193H4V192H3ZM5 193H6V192H5ZM14 193H15L16 195L18 194V196L20 197V195H19L20 193H16V192H14ZM30 193H28V194H30ZM38 193H39V192H38ZM102 193H103V192H102ZM106 193H107V192H106ZM108 193H110V191H109ZM119 193H120V192H119ZM188 193H189V192H188ZM190 193H191V192H190ZM194 193H195V192H194ZM218 193H220V192H218ZM7 194H8V192H7ZM9 194H10V193H9ZM21 194H22V193H21ZM23 194H25V193H23ZM40 194H41V193H40ZM82 194H83V193H82ZM120 194H121V195H120V199H122L121 196H123V195H122V193H120ZM191 194H192V193H191ZM214 194H216V193H214ZM241 194H242V193H241ZM13 195H14V194H13ZM31 195H32V193H31ZM34 195H35V194H34ZM109 195L111 196V194H109ZM125 195H126V194H125ZM8 196H9V195H8ZM39 196H40V195H39ZM188 196H190V194H189ZM192 196H194V195H192ZM220 196H221V195H220ZM34 197H35V196H34ZM66 197H68L67 194H66ZM105 197H106V196H105ZM195 197H197V194H196ZM214 197H215V199H217V198H216L217 196H214V195H213L212 198H214ZM1 198H3V197H1ZM106 198H109V197L107 196ZM124 198H125V197L123 196V200H124ZM189 198H191V196H190ZM239 198H240V197H239ZM9 199H10V197H9ZM27 199H29V198H27ZM31 199H32V198H31ZM42 199H43V198H42ZM117 199H119V197H118ZM156 199H157V198H156ZM186 199H188V198H186ZM186 199H185V200H186ZM220 199H221V198H220ZM2 200H3V199H2ZM7 200H8V198H7ZM14 200H15V199H14ZM36 200H37V199H36ZM123 200H122V201H123ZM126 200H129V198H128V199L126 198ZM126 200H125V201H126ZM159 200H160V199H159ZM193 200H194V199H193ZM193 200H192V201H193ZM218 200H219V199H218ZM16 201H18V200H16ZM16 201H15V203H14L15 205L17 204ZM37 201H38V200H37ZM37 201H36V202H37ZM40 201H41V200H40ZM115 201H117V200H115ZM181 201H182V200H181ZM190 201H191V200H190ZM192 201H191V202H192ZM215 201H216V200H215ZM0 202H1V201H0ZM2 202H3V201H2ZM4 202H5V201H4ZM7 202H8V201H7ZM7 202H6V204H7ZM10 202H11V200H10ZM18 202H19V201H18ZM27 202L29 203V201H27ZM182 202H185V201L183 200ZM191 202H188V204L191 203ZM216 202H217V201H216ZM41 203H42V202H41ZM41 203H40V205H41ZM53 203H54V202H53ZM56 203H57V200H56ZM116 203H117V202H116ZM125 203L128 204L127 201H126ZM125 203H124V204H125ZM195 203H196V202H195ZM8 204H9V206L11 205L10 203H8ZM20 204H22V203H20ZM20 204H19V205H20ZM50 204H52V203H50ZM166 204H167V203H166ZM197 204H198V202H197ZM2 205L5 206L3 203H2ZM30 205H31V204H30ZM58 205H60L59 202H58ZM88 205H89V204H88ZM88 205H86V206L88 207ZM189 205L191 206L192 204H189ZM193 205H196V204H193ZM255 205H256V203H255ZM0 206H1V205H0ZM3 206H2L3 209L8 207V205H7V207H6V206L3 207ZM16 206H17V205H16ZM21 206H22V205H21ZM23 206H24V205H23ZM23 206H22V207H23ZM32 206H33V203H32ZM52 206L54 207V205H52ZM62 206H63V205H62ZM62 206H61V207H62ZM104 206H106V205L104 204ZM118 206H119V205H117V207H118ZM125 206H126V205H125ZM130 206H131V205H130ZM132 206H133V205H132ZM180 206H181V205H180ZM182 206H183V205H182ZM219 206L221 207V205H219ZM12 207H13V205H12L10 208H12ZM25 207H26V205H25ZM29 207H31V206H29ZM36 207H38V206H35V208H36ZM67 207H68V206H67ZM84 207H85V206H84ZM128 207H129V206H128ZM183 207H184V206H183ZM191 207H192V206H191ZM8 208H9V207H8ZM14 208H15V206H14ZM32 208H33V207H32ZM46 208H48V206H47ZM46 208H45V209H46ZM50 208L53 209L52 207H50ZM50 208H49V209H50ZM55 208H56V205H55ZM55 208H54V209H55ZM194 208H195V207H194ZM196 208H197V207H196ZM0 209H1V208H0ZM12 209H13V208H12ZM26 209H27V208H26ZM62 209H63V208H62ZM64 209H65V211H66V207H65V206H64ZM129 209H131V208L129 207ZM232 209H233V208H232ZM5 210H6V209H5ZM30 210H31V209H30ZM68 210H69V209H68ZM68 210H67V211H68ZM262 210H264V209H262ZM262 210H261V211H262ZM8 211H10V210L8 209ZM11 211H12V210H11ZM13 211H14V209H13ZM46 211H47V210H46ZM130 211H132V209H131ZM194 211H195V210H194ZM235 211H238V210H235ZM249 211H250V210H249ZM29 212H30V211H29ZM49 212H51V211H48V212H45V213L47 214V213H49ZM53 212H54V211H53ZM53 212H51V215H54V214H55V216H57V215L59 214L57 211H56V213L52 214ZM251 212H252V211H251ZM8 213H9V212H8ZM23 213H24V212H23ZM57 213H58V214H57ZM62 213H63V212H62ZM133 213L135 214V212H133ZM234 213H237V212H234ZM49 214H50V213H49ZM56 214H57V215H56ZM60 214H61V212H60ZM105 214H106V213H105ZM117 214H118V213H117ZM245 214H246V213H245ZM26 215H27V214H26ZM29 215H30V214H29ZM34 215H35V214H34ZM47 215H48V214H47ZM51 215H49V216H51ZM112 215H113V214H112ZM135 215H136V214H135ZM236 215H237V214H236ZM249 215H250V214H249ZM234 216H235V215H234ZM234 216H233V218H234ZM246 216H247V214H246ZM251 216H252V215H250V217H251ZM26 217H27V216H26ZM29 217H30V216H29ZM31 217H32V215H31ZM36 217H37V216H36ZM36 217H35V219H36ZM51 217H52V216H51ZM58 217H59V216H58ZM58 217H57V218H58ZM133 217H135V216H133ZM250 217L248 216V218H250ZM20 218H21V217H20ZM47 218H48V217H47ZM57 218H55V219H57ZM237 218L239 219V216H237L236 218L233 219L234 222H235V220H238ZM45 219H46V218H45ZM51 219L53 220L54 218H51ZM246 219H247V218H246ZM250 219H251V218H250ZM1 220H3V219H1ZM31 220H32V219H31ZM116 220H117V219H116ZM230 220H231V219H230ZM21 221H22V220H21ZM32 221H33V220H32ZM132 221H133V220H132ZM172 221H173V219H172ZM24 222H25V221H24ZM28 222H29V221H28ZM133 222H134V221H133ZM234 222L232 221V222H231V225H233ZM237 222H238V221H237ZM237 222H236V223H237ZM246 222H247V221H246ZM22 223H23V222H22ZM179 223H180V222H179ZM236 223H234V224L236 225ZM247 223H248V222H247ZM247 223H245V224L248 225ZM259 223L262 225L263 222L261 223V221H260ZM32 224H33V222H32ZM114 224L117 225L116 222H115ZM121 224H122V222H121ZM124 224H125V223H124ZM124 224H123V225H124ZM135 224H136V223H135ZM240 224H241V222H240ZM257 224H258V223H257ZM257 224H255L254 226H255L256 228H258V230H259L260 226H258L259 224H258V225H257ZM2 225H3V223H2ZM16 225H17V224H16ZM125 225H126V224H125ZM125 225H124V229H125ZM159 225H160V224H159ZM30 226H31V225H30ZM119 226H120V225H119ZM181 226L186 227V226H184V225H181ZM229 226H230V225H229ZM229 226H228V228H229ZM257 226H258V227H257ZM263 226H264V223H263ZM263 226H262V227H263ZM14 227H15V226H14ZM120 227H122V226H120ZM128 227H129V226H128ZM135 227H136V226H135ZM167 227H169V226L167 225ZM233 227H234V229H237V228H235L236 226H233ZM17 228H18V226H17ZM161 228H162V227H161ZM171 228H172V227H171ZM230 228H231V227H230ZM20 229H21V228H20ZM31 229H32V228H31ZM135 229H136V228H133V230H135ZM137 229H138V228H137ZM162 229H163V228H162ZM254 229H255V228H254ZM1 230H2V229H1ZM4 230H5V229H4ZM28 230H29V229H28ZM170 230H171V229H170ZM189 230H190V229H189ZM260 230H261V229H260ZM6 231H7V230H6ZM124 231H125V230H124ZM159 231H160V230H159ZM162 231H163V230H162ZM162 231H161V232H162ZM164 231H165V229H164ZM164 231H163V232H164ZM4 232H5V231H4ZM4 232L2 231V233H4ZM139 232H140V230H139ZM172 232H173V231H172ZM261 232H263V231H259V233H260L259 235H264V233L261 234ZM5 233H7V232H5ZM168 233H169V232H168ZM228 233H229V232H228ZM254 233H255V232H254ZM111 234H112V232H111ZM118 234H119V233H118ZM118 234H116V235H118ZM120 234H121V233H120ZM15 235H17V234H15ZM114 235H115V234H114ZM131 235H132V234H131ZM133 235H134V233H133ZM178 235H179V234L177 233V238H178ZM227 235H229V234H227ZM119 236H120V235H119ZM141 236H142V235H141ZM237 236H238V235H237ZM242 236H246V235L242 234ZM1 237H2V236H1ZM162 237H163V236H162ZM195 237H196V236H195ZM195 237H194V238H195ZM233 237H235V236L233 235ZM262 237H264V236H262ZM262 237H261V238H262ZM2 238H3V237H2ZM6 238H7V237H6ZM114 238H115V236H114ZM163 238H164V237H163ZM177 238H176V239H177ZM245 238H246V237H245ZM191 239H192V238H191ZM196 239H197V238H196ZM238 239H239V238H238ZM263 239H264V238H263ZM0 240H1V239H0ZM3 240H4V239H3ZM147 240H148V239H147ZM150 240H151V239H150ZM150 240H149V241H150ZM192 240H193V242H194L195 239H192ZM192 240H191V241H192ZM227 240H228V239H227ZM142 241H143V238H142ZM158 241H159V240H158ZM210 241H211V240H210ZM248 241H249V240H248ZM250 241H253V239H251ZM7 242H8V241H7ZM240 242H241V241H240ZM263 242H264V241H263ZM2 243H5V242H2ZM2 243H0V244H2ZM116 243H117V242H115V244H116ZM118 243H119V242H118ZM118 243H117V244H118ZM147 243H148V242H147ZM180 243H181V242H180ZM189 243H190V241H189ZM211 243H212V241H211ZM211 243H210V244H211ZM226 243H227V241H226ZM235 243H236V241H234V244H235ZM244 243H245V244H244ZM244 243H243V245H246V241H245ZM250 243H251V242H250ZM100 244H101V243H100ZM113 244H114V243H113ZM185 244H186V242H185ZM196 244H197V243H196ZM213 244H214V242H213ZM2 245L4 246V244H2ZM6 245L9 246L10 244H9V245L6 244ZM137 245H140V241H139V244L137 243ZM191 245H192V244H191ZM194 245H195V244L193 243V247H194ZM197 245H198V244H197ZM207 245H208V242H207ZM211 245H212V244H211ZM249 245H250V244H249ZM112 246H113V245H112ZM117 246H118V245H117ZM157 246H159V244H157ZM185 246H188V245H185ZM259 246H260V245H259ZM259 246H258V247H259ZM1 247H2V246H1ZM4 247H5V246H4ZM123 247H124V246H123ZM126 247H127V245H126ZM140 247H142V246H140ZM160 247H162V246H160ZM164 247H165V245H164ZM204 247H205V246H204ZM207 247H208V246H207ZM214 247L217 249L218 246H214ZM226 247H227V245H226L224 248H226ZM246 247H247V246H246ZM9 248H10V247H9ZM111 248H112V247H111ZM144 248H145V247H144ZM180 248H181V247H180ZM186 248H188V247H186ZM186 248H185V249H186ZM195 248H196V245H195ZM212 248H213V247H212ZM219 248H220V247H219ZM227 248H228V247H227ZM248 248H249V247H248ZM1 249H2V248H1ZM11 249H12V251H13V248H11ZM11 249H10V250H11ZM122 249H123V248H122ZM126 249H127V248H126ZM197 249H198V248H197ZM216 249H215V251H216ZM229 249H230V248H228V250H229ZM255 249H258V248H255ZM2 250H3V249H2ZM2 250H1V251H2ZM4 250H5V249H4ZM6 250H8V249L6 248ZM192 250H193V249H192ZM211 250H212V249H211ZM249 250H252V251L254 252V250L251 249V248H249ZM1 251H0V252H1ZM35 251H36V249H35ZM154 251H155V249H154ZM154 251H152V253H153ZM173 251H174V250H173ZM184 251H185V250H184ZM193 251H194V252H193ZM193 251H191V254H193V253L195 254V253H196L195 250H193ZM213 251H214V250H213ZM252 251H251V252H252ZM256 251H257V250H256ZM3 252H5V251H3ZM3 252H1V253H3ZM19 252H20V251H19ZM27 252H28V251H26V253H27ZM38 252H39V251H38ZM114 252H115V250L113 249V254H114ZM192 252H193V253H192ZM210 252H211V251H210ZM253 252H252V253H253ZM261 252H262V251H261ZM263 252H264V251H263ZM14 253H15V252H14ZM14 253H13V254H14ZM28 253H29V252H28ZM185 253H186V252H185ZM188 253H189V252L186 253V256H187ZM204 253H205V252H204ZM6 254H7V252H6ZM13 254H11V255H12L13 257H15L16 254H15V255H13ZM22 254H25V253L22 252ZM29 254H30V253H29ZM38 254H39V253H38ZM132 254H133V253H132ZM132 254H131V255H132ZM161 254H162V253H161ZM183 254H184V253H183ZM191 254H190V255L188 254V255H189V256L191 257V259L193 260ZM194 254H193V255H194ZM255 254H256V253H255ZM259 254H260L261 257L264 256V253H263V254H262V253H259ZM1 255H2V254H1ZM8 255H9V254H8ZM30 255H31V254H30ZM30 255H29V256H30ZM231 255H232V254H231ZM242 255H243V257L245 256L243 253H242ZM242 255H241V257H242ZM253 255H254V254H253ZM9 256H10V255H9ZM9 256H8L7 258H9ZM17 256H18V253H17ZM23 256H24V255H23ZM29 256H28V257H29ZM159 256H160V255H159ZM159 256H158V257H159ZM186 256H185V257H186ZM189 256L186 257V258H188V260L191 261V259H190ZM222 256L225 258L224 255H222ZM238 256H239V254H238ZM238 256L236 255V259H237ZM256 256H257V255H256ZM256 256H253V257H256ZM260 256H259L258 258H260ZM3 257H4V256H3ZM31 257H32V255H31ZM171 257H172V256H171ZM185 257H184V258H185ZM194 257H195V256H194ZM196 257H199L198 252H197ZM196 257H195V258H196ZM203 257H204V256H203ZM210 257H211V255H210ZM249 257H250L251 260L249 259ZM253 257H252V256H245L244 259L247 260V261L245 260L247 263H248V261H249V262L252 261V263L254 262V263L256 264V261H258V260H254V259H252ZM18 258H20V257H18ZM224 258H222V259H220V260H224ZM3 259H5V258H3ZM14 259H15V258H14ZM14 259L12 258V262L14 261ZM34 259H35V258H34ZM40 259H42V258H40ZM99 259H100V258H99ZM124 259H125V258H124ZM156 259H158V258H156ZM159 259H160V257H159ZM159 259H158V260H159ZM161 259H162V257H161ZM167 259H168V258H167ZM179 259H180V257H179ZM216 259H218V258H216ZM231 259H232V257L229 259V261H230ZM234 259H235V256H234ZM234 259H233V260H234ZM236 259H235L234 261H236V262H238V264H240V261H242V259H241L240 257H238L239 260H238V259L236 260ZM244 259H243V260H244ZM260 259H261V258H260ZM260 259H259V261H258L259 263H260V261H261ZM262 259H264V258H262ZM8 260H9V259H8ZM17 260H18V259H17ZM21 260H22V259H21ZM120 260L122 261V259H120ZM131 260H132V259H130V261H131ZM158 260H157V263L159 262ZM163 260L165 261L164 258H163ZM195 260H196V259H195ZM203 260H204V259H203ZM205 260H206V259H205ZM211 260H215V259L213 258V259H211ZM45 261L48 262V260H46V259H45ZM91 261H92V260H90V262H91ZM114 261H115V259H114ZM125 261H126V260H125ZM152 261H153V260H152ZM167 261H168V260H167ZM167 261H166V262H167ZM173 261H174V259L171 260V262H173ZM180 261H181V259H180ZM185 261H186V260H185ZM209 261H210V260H209ZM209 261H208V263H209ZM215 261H216V260H215ZM229 261H228V263L225 261L224 264H226V263L229 264ZM32 262H33V260H32ZM39 262H40V261H39ZM43 262H44V260L42 261L41 264H43ZM81 262L83 263L84 261H81ZM87 262H88V261H87ZM99 262H100V261H99ZM122 262H123V261H122ZM122 262L119 261V263L123 264ZM131 262L134 263L135 261L133 262V260H132ZM175 262H176V264H177V260H176ZM175 262H174V264H175ZM204 262H205V261H204ZM206 262H207V261H206ZM221 262H222V261H221ZM221 262L219 263V261H218L219 264H222V263H223V262H222V263H221ZM9 263H10V262H9ZM17 263H18V262H17ZM19 263H20V262H19ZM36 263H37V262H36ZM36 263H35V261H34L33 264H36ZM44 263H45V262H44ZM82 263H81V264H82ZM119 263H118V264H119ZM164 263H165V262H164ZM181 263H184V262H181ZM181 263H179V264H181ZM198 263H199V262H198ZM11 264H12V263H11ZM13 264H14V263H13ZM15 264H16V263H15ZM22 264H23V263H22ZM45 264H47V263H45ZM48 264H49V263H48ZM51 264H52V263H51ZM83 264H86V262L83 263ZM88 264H89V263H88ZM93 264H94V262H93ZM107 264H108V263H107ZM127 264H128V263H127ZM161 264H162V263H161ZM165 264H166V263H165ZM236 264H237V263H236ZM242 264H243V262H242ZM248 264H249V263H248Z\"/></svg>",
  "mask_w": 264,
  "mask_h": 264
}]
</instances>
